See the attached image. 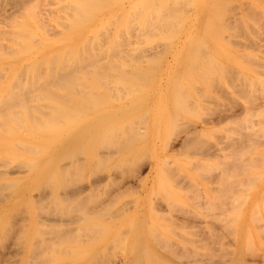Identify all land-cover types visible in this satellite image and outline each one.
Returning a JSON list of instances; mask_svg holds the SVG:
<instances>
[{
  "label": "bare ground",
  "instance_id": "bare-ground-1",
  "mask_svg": "<svg viewBox=\"0 0 264 264\" xmlns=\"http://www.w3.org/2000/svg\"><path fill=\"white\" fill-rule=\"evenodd\" d=\"M211 1H213V4H212V2ZM217 0H0V18H1V20L2 19H4V23H6L7 21H6V19H8V21L10 22L11 20H9V19H11V18H14V20H15V18H17L18 19V17H22L23 18V20H25V19H27V17L28 18H30V19H32V20H34V23H33V21H32V23L31 22H29L30 20H28V21H23L22 19V21L23 22H21V20H16V21H14V20H12V22H8V24L6 23V25L2 22V21H0L1 23H3L2 25H1V23H0V26H8L9 24V26L10 27H12V29L11 28H9L10 30H14L15 31V34L12 32V31H9L7 28V31L9 32V33H7L8 35L10 34V37H11V35H12V33H13V37H11V39H10V37H8V36H6L7 34L4 32V29L3 30H1L2 29V27H0L1 29V31H0V33H2V36L4 35V34H6L5 36L6 37H8V44H5L4 43V45L3 46H0V51H1V54L3 55V57H4V59H2V60H4L5 62H7V60L6 59H15V61L13 62L12 60H10L9 61V64L11 65V63H15V64H17V62L19 61L18 60V58L17 57H21L22 55H24V53L25 54H29V53H31L32 55L31 56H28V58H26V60L27 61H25L24 62V64H22V66L20 67L18 64V67H16L15 66V69H13V70H11L10 71V73H11V78L13 77V78H15V79H13L12 78V80L15 82V84L16 85H14V83H11V84H13L12 86H14V88L12 87V86H10V87H12V88H10L9 87V89H11V91L12 92H9V94L5 91L6 90V87H7V90L9 91V89H8V81H7V85H6V83H4L3 85H5L6 87H5V90H4V93H7L8 95L5 97V98H3L4 97V95H6V94H2L3 93V90H2V92H1V94H2V96H1V98H3L2 99V101H1V98H0V101H1V103H0V123L3 125V123L7 120V118H9L10 117V119H11V117H12V119L11 120H13L12 121V123L11 124H13L14 122V124H16V127L17 128H20V130H25L26 128V126H30V125H28V122L27 121H30V122H32L33 123V127L34 126H36L37 128H33L32 127V129L33 130H35V131H39L38 133V137L40 136V141H41V143L39 144V146L38 147H40V145H43L42 143V141H44V144H45V146L46 145H48L47 144V142L48 143H50L51 144V142H53L52 141V137L53 136H56L55 135V129L54 128H56V126H57V139L59 138L60 140H56V137H53V139L54 140H56L55 142L56 143H54L53 144V146H51V147H49L48 146V148H49V150H47V151H45V152H48L49 151V157H47L48 158V160H50V161H48L49 163H47V165H44L43 163L45 162H47V161H44L45 159H43V160H41L40 161V163H39V161L37 160V163L38 164H36V168H34L33 170H35V171H33V170H31L32 172H30V173H35V176L37 177V178H39L40 179V183H39V185L41 186H38V189H39V187H40V190H37V191H39L38 193V196L36 197V199L35 198H33V199H35V202L36 203H38L39 202V204H40V206L41 207H46V208H48V210L47 209H45V211H44V209H41V208H39L40 206H38L37 204H35L36 206H37V209H38V213L40 212H42V211H44V212H42V213H45L46 215H42L41 214V220L43 221H41L42 223H45V224H42L43 225V227H41L40 226V229L42 230V231H44L45 229H44V227L45 228H49V229H47L48 231L50 230V233H52V235L50 234L49 236H51V241H52V239H54V243H51V241L49 240L50 239V237H46L45 236V234H47L46 232L44 233V232H42V233H40V229L38 230L39 232V234H41L40 235V241L39 240H37L36 241V239L38 238V236H39V234L37 235V233H36V235H33L34 237L36 236L37 238H35V239H33L34 237L33 236H31V238L34 240L33 241V243L34 242H36L35 244H33L32 243V245L30 246V247H28V246H26V244H28L27 242L29 241V237L27 238V239H20L19 241H16V240H18L19 239V237H20V234H21V236H24V231H23V233H21L22 232V229H19V230H21L20 231V234H18V236L17 235H15V238L16 239H14L15 241H13V245L14 244H17V245H14L15 246V252L16 253H18V251H20V250H26V251H28L30 254V256L33 258V260H32V258H30L32 261H34V262H29V263H27L29 260L27 259V262H26V264H54V263H59V262H61V264H82V262H83V260L81 261V262H75L74 260L73 261H70V262H68V261H66V262H62V261H59V260H62V259H58L56 256H58L59 254H58V252H57V249H55V248H58V246H59V248H60V245L62 244V242H63V240H64V242H66V241H68V240H70L71 242L73 241V243L75 242L74 240V235H76V234H74L73 235V233L72 232H74V231H77V236L76 237H78V235H79V233L80 232H78L79 230H74V231H72V229L71 228H75V227H77L76 226V224L74 225H72V227H68L70 224H72L73 223V221H71L69 218H71L72 217V215L74 216V214H72V213H78V215L83 219V220H85V222H87V220L92 216V213H94V210H95V215H96V213H97V216L98 217H103V218H105L106 216H109L108 218L109 219H112V222L111 223H115V222H117V223H115L114 225H116V224H118V225H120V226H122V225H124V223H127L128 225H129V227H130V229H122V231H119L118 233H117V235H124V233H127V234H131V235H129V238H127V240L125 241V249H124V253H122V256L119 258L118 256H114L115 254H113V256L114 257H117L116 258V260L119 258V261H113L112 262V260H115V259H112L111 260V262L110 261H108L107 260V262H105L103 259H106V257L108 258L109 257V259H110V256H104V254L102 255V257L104 256V258H101L100 256H98L97 254H95V255H97V256H93V257H95V258H93V257H91V259H93L94 261H92V262H89V264H239V263H241L240 262V260L241 259H239V258H241V257H239V255H237V253H236V257H234L232 260L231 259H225V257L223 258V257H218L217 256V254L219 255V254H223V253H225V252H222L221 251V249L223 248V247H221V248H219L218 247V249H220V252L219 253H216L217 251L216 250H218L217 249V247H215L216 248V250H215V248H214V251H215V254H213V255H216V259H214V256H212V253L211 252H213L212 250V248L214 247V246H216V245H214V246H211V248H209L208 247V249L209 250H211L209 253H211L210 255V257L208 256H206L205 254V258H203V257H201V256H197V255H195L196 257L195 258H193V256H192V254H193V252H196V254H197V251L196 250H194V248H191L192 250H193V252H191L192 254H191V257L192 258H190V257H188V255H187V253H185V251L187 250V249H190L189 247L186 249V247L184 248V247H182L183 246V244H182V248H180L179 250L178 249H176L175 247V249H176V253H178V255H179V253H182V256H183V258H185V259H183V260H185V261H179V262H177V263H175V262H172L171 260H169L164 254H162V253H160L158 250H157V248H155L154 246H153V244H152V241H151V239H150V234L152 235V234H154L153 232L151 233V230H154L153 229V226L151 227V225H146V224H148L147 222H146V220H144V215L142 214L143 213V211H142V208H138V210H136V212H132L131 214H130V212L131 211H129L131 208L130 207H132V206H130V207H128V204H129V201L127 200V199H130V198H126V199H124V200H126V202H128V204L126 203V202H124V200H122L124 203H122L121 204V202H119V204H116L117 206H114L115 205V203H114V205H112L113 204V202H114V200H115V197L116 196H118V194H117V192L116 193H108V194H105V196L107 195V197L105 198V200L104 199H99V200H97L96 199V197H98V195L97 196H95L94 194L96 193L95 191V187H97L98 185H99V182H92V181H90V183L88 184L87 183V186H84V182H82L83 184H82V186H80V184L81 183H79L78 181H75V180H77V179H75L76 177L75 176H77V177H79L80 175V173H79V171L81 172L82 170H79V168L81 169H83V167H85V165L82 167V166H80V165H82L81 164V162H80V156H82L83 154H85V159H87V155H88V153L90 154L91 152H93V153H91L90 155H91V157H90V155H88L89 156V158L88 159H93V160H95L94 158H96V157H94V155L93 154H96L98 157L96 158V160H100L99 162L100 163H102L101 164V166H100V164L98 163V161H97V163H96V165L97 166H99V167H104L106 164H103V162L102 161H104V163H107L106 161H107V159H110V157H111V155L113 154V151H114V153L116 152V154H117V152L118 153H121L122 154V152H126V154H122V156L123 155H126V156H130V159H133V156H131V155H134L133 154V152L135 151V153H137L136 155V157L138 158V152L137 151H140L139 150V148H137L135 145V143L133 142L137 137H139V135L137 134V133H134V134H137L138 136H136V135H134V137H133V133H131V131L130 132H127V131H129V130H126V129H129L128 128V126H127V128H125L124 127V129H123V127L121 128V130H125L128 134H125L124 133V131L122 132L123 134H124V136H123V134L121 133V130H120V133L122 134V135H119V133H116V132H114V130L113 131H110V130H112L113 129V127L111 128V126H109L108 124H110L111 122H113V121H115L116 119H118L119 118V116H121L122 117V115H124L125 114V116L127 115V112L129 111V112H131L133 109L131 108V111L130 110H115V109H110V110H99V112H98V110H97V104L99 103L98 101H105V99H107V98H109V97H112L113 96V94H114V97H116V95L118 94V96H119V94H120V92H123L122 90H124L123 88L128 84V85H130V87L128 86H126V89L129 91L130 90V93L132 92L133 93V91H135L134 90V87H132L133 86V84L132 83H129V81H133V82H137L138 80H144L147 76H149V78L148 79H150V77H151V75H146L147 73L146 72H148V71H143V69L141 68L142 66H143V64L142 63H146V64H144V65H146V66H148V70H150V67H152V65L154 64H156V66L158 65L157 63L160 61L161 63H162V58L163 57H165V55H167V53L164 55V52L166 51H169L170 49L172 50V47L170 48L169 47V50H166L165 48H167L168 47V44H172V46H173V44L176 46V43H177V35H176V32L178 31V30H183V32H184V30H188L187 32L189 33V30H190V34H191V30H195L193 33L195 34L194 36H196V37H192L191 38V40L193 41L194 39V41L192 42H190V41H188V35H187V33L185 34V32H184V34L185 35H187L186 37L188 38H183V43H182V40H180V38L178 39V40H180L181 41V43H182V45L181 46H183V47H188V48H190V50L191 49H194V46H195V42H197L196 44H197V46H198V43H199V46L196 48V46H195V48H196V50L194 49V50H192V51H194V53H196L195 51H197L198 52V50H200L201 51V53H203L202 52V49H204V47H205V51H206V48L208 47L207 46V44H208V41H209V39L211 38H209L208 39V34H207V32L205 31V30H207V31H209L210 33L212 32V30L211 29H213V26L212 25H210L211 24V22H210V20H212L213 18H211V16H215V15H217L216 16V18L217 17H222L221 19L223 20V16L225 15L226 16V14L228 13V12H231V9L232 8H234V10L236 11V6H234V7H230L231 5H232V3L230 2V1H234V0H225L226 2H224V0H223V2H224V4H226L227 3V7H225V6H223V4H221L220 2L222 1V0H219L220 2H216ZM230 3H229V2ZM252 1H255V3H258V2H260L259 0H258V2H256V0H252ZM210 2V3H209ZM214 2H215V4L217 5V7L218 8H220L221 9V5L223 6L222 8H224V10H217L218 8L215 6V4H214ZM222 2V3H223ZM219 5H218V4ZM241 3H243V1L241 2ZM231 4V5H230ZM234 4V3H233ZM246 4H248V3H246V0H245V5ZM259 4V3H258ZM211 5H214L215 7H213V8H215V11L213 10V8L211 7ZM229 5V6H228ZM243 6L242 5V7H246V8H243V10H244V12L245 11H247L246 13H245V15L246 16H248V18L250 17V16H252L253 15V13H251L252 12V9H253V5L254 4H250L249 6L248 5H246V6ZM248 6V7H247ZM260 6H261V3H260ZM260 6H259V9H260ZM263 6V5H262ZM261 6V7H262ZM228 7H229V10H228ZM250 7H252V9L250 8ZM256 7L257 8H255L254 7V9H256V10H254L253 12L254 13H256L257 14V20H258V18H261V20L260 21H264V17H262L263 16V12L262 11H259V9H258V6H257V4H256ZM217 8V9H216ZM225 8H227V10H228V12L225 14ZM251 10H250V9ZM263 8V7H262ZM261 8V9H262ZM260 9V10H261ZM264 9V8H263ZM262 9V10H263ZM211 10V11H210ZM218 12H217V11ZM226 10V11H227ZM233 10V9H232ZM233 10V12H234V15H236L235 13H237V11L235 12ZM238 10V9H237ZM221 11V14H222V12L224 11V15L222 14V16H219V15H221V14H219V12ZM257 11V12H256ZM212 12V13H211ZM215 12V13H214ZM217 12V13H216ZM233 12H231V13H228V15L230 14H233ZM238 12H239V10H238ZM241 12V11H240ZM248 12H250V13H248ZM258 12L259 13H261L260 15H258ZM214 13V14H213ZM239 14V13H238ZM244 14V13H243ZM256 14H254V17L252 16V18L250 19L249 18V20L251 21L250 23L252 24H250L251 25V28L252 27H254L255 29H256V25L257 24H259V22L257 23V24H253V22H252V19H254L255 17H256ZM229 15V18L228 19H230V17L231 18H233L234 19V17H233V15H231L230 16ZM250 15V16H249ZM225 16H224V18H225ZM238 16V15H237ZM240 16V15H239ZM242 17H243V15H241ZM245 16V18H247ZM24 17H26V18H24ZM227 17V16H226ZM242 17H240V19H242ZM211 18V19H210ZM215 18V19H216ZM244 18V17H243ZM263 18V19H262ZM220 18H219V20L218 19H216L215 21H217V22H215L214 21V19L212 20V22L214 21L215 22V24H214V22L212 23V24H214L215 26H216V23H219L220 22V20H221ZM227 19V18H226ZM227 19V20H228ZM233 19H231V25H227L226 24V22L228 23V21H226L225 19V21L224 22H222V23H220V24H222L224 27H226L225 25H227V26H231V27H228L229 28V30H231V28H232V24H233ZM238 19V18H237ZM236 19V17H235V19L234 20H236L237 22L239 21V19L237 20ZM243 20V19H242ZM245 20V19H244ZM244 20H243V22H244ZM256 20V21H257ZM248 21V20H247ZM246 21V23H248ZM254 21V23H255V19L253 20ZM13 22H16V23H13ZM235 22V21H234ZM243 22L241 23V21H240V24H238V23H236V24H238L239 25V28L237 27L238 25H236L235 23H234V25H233V27L235 26L236 27V29L234 28L233 30H241V28H243V26L245 27L247 24H245V25H243ZM13 23V24H12ZM264 23V22H263ZM263 23H261V25H260V28H259V25H258V27H257V30H259V31H257V32H260L261 33V29L262 30H264L263 28V26H264V24ZM241 24H242V27H240L241 26ZM212 27H210V26ZM218 25V24H217ZM222 25H221V28H223L224 29V27H222ZM250 25H247L248 27H250ZM256 27H255V26ZM263 25V26H262ZM214 26V28L217 30V29H219V28H216ZM245 27V29H247L248 27ZM23 27V28H22ZM207 27H209L208 29H207ZM217 27H219V26H217ZM262 27V28H261ZM3 28H5V27H3ZM228 28H226V29H228ZM238 28V29H237ZM253 28V29H254ZM259 28V29H258ZM25 29V30H24ZM39 29V30H38ZM223 29H219V30H221V31H224ZM225 29V30H226ZM245 29H242V30H245ZM248 29H250V28H248ZM247 29V30H248ZM252 30V31H256V30ZM16 30H18L17 32H16ZM197 30V31H196ZM199 30H202L203 32H201L200 31V33H199ZM215 30V31H216ZM6 31V30H5ZM204 31H205V36L206 35H208L207 37H206V39L208 40V41H206L207 42V44L204 42V38L205 37H203V36H201V34L202 33H204ZM196 32H198L199 33V35L200 36H197L198 34L196 33ZM219 32V31H218ZM227 32V31H226ZM231 31H229V33H230ZM240 33L242 32V31H239ZM245 32V31H244ZM243 32V33H244ZM257 32H256V34H257ZM217 33V32H216ZM215 33V34H216ZM222 33H224V32H222ZM228 33V32H227ZM238 33V32H237ZM236 33V34H237ZM247 33V32H246ZM250 34H252L253 35V32H251V29H250V32H249ZM255 33V32H254ZM178 34V33H177ZM180 34V33H179ZM181 34H183L182 32H181ZM183 34V35H184ZM219 34V33H218ZM232 35H233V33H231ZM235 34V32H234V35H236ZM242 34V33H241ZM248 34V33H247ZM247 34H245V35H247ZM263 32L261 33V34H259V36L261 35V36H263ZM204 35V34H203ZM249 35V34H248ZM176 37V39H175V37ZM181 36V35H180ZM192 36V35H191ZM211 36H212V34H211ZM214 36V35H213ZM218 37L220 36V35H217ZM224 36V35H223ZM238 36H240L239 38H242L244 35H242V37H241V35L238 33ZM253 36H255V34L253 35ZM257 36H258V34H257ZM256 36V37H257ZM6 37H4V40H5V38ZM190 37V36H189ZM216 36H214L213 38H215ZM225 37V36H224ZM234 37L235 36H232L231 38H233L234 39ZM198 38V39H197ZM217 38V37H216ZM220 38H222L221 36H220ZM227 38H228V35H227ZM226 38V39H227ZM258 38V37H257ZM262 38V37H261ZM264 38V37H263ZM197 39V40H196ZM225 38H223V41L224 42H226L225 40H224ZM233 39H232V41H233ZM247 39H249V38H247ZM254 39H256L255 37H254ZM211 40V39H210ZM214 40V39H213ZM213 40H211V41H213ZM238 40L239 39H237L236 41H237V43L239 44L240 43V45H242L241 44V42L242 41H240V42H238ZM246 40V38H244V40L243 41H245ZM250 40V39H249ZM258 41H260L259 39H257ZM261 40H264V39H261ZM199 41V42H198ZM256 41V40H255ZM258 41L256 42V43H258ZM149 42H153V43H151L150 45L149 44H147V46H144L143 47V43L145 44V43H149ZM230 42V41H229ZM234 43L233 44H235V41H233ZM248 42V41H247ZM263 42V41H262ZM137 43V47L136 48H138V46H140L138 49H133V47L135 46V45H133V44H136ZM203 43V44H202ZM213 43V42H212ZM227 43H228V41H227ZM236 43V44H237ZM253 43V42H252ZM255 43V42H254ZM253 43V44H254ZM192 44H193V47H191L192 46ZM202 44V45H201ZM206 44V45H205ZM217 44V43H216ZM230 44H232V42L230 43ZM245 44L247 45V43L245 42ZM245 44H243V46L245 45ZM249 44H250V42H249ZM261 44V42H259V45ZM264 43H262V45H263ZM180 44H178V46H179ZM203 45H205V46H203ZM212 45V44H211ZM210 45V46H211ZM245 45V47H247ZM261 45V46H262ZM129 46H131L132 48H130ZM167 46V47H166ZM174 46V47H175ZM207 46V47H206ZM220 46V45H219ZM251 46V45H250ZM124 47H125V49H126V47H128L129 49H130V52L129 51H127V50H125L124 49ZM147 47H149L148 48V50H147ZM212 47V46H211ZM216 47V46H215ZM221 47V46H220ZM241 47V46H240ZM254 46H251L250 48H253ZM259 47V46H258ZM145 48H146V50H145ZM176 48V47H175ZM179 48H180V46H179ZM179 48H177V49H179ZM260 48V47H259ZM258 48V49H259ZM261 48H263V50H264V47L262 46ZM136 50V52L134 51L133 52V50ZM174 49V48H173ZM177 49H176V51H177ZM181 49V48H180ZM255 49H256V47H255ZM165 50V51H164ZM243 50V49H242ZM132 51V52H131ZM174 51V50H173ZM176 51H174L175 52V55L174 56H176L177 54V52ZM210 51V50H209ZM213 51V50H212ZM221 51V50H220ZM256 51H258V50H256ZM259 51H260V49H259ZM174 52H172V53H174ZM216 52V51H215ZM223 52V51H222ZM192 54V56H193V52H191ZM199 54V55H203V54ZM213 53V52H212ZM237 53V52H236ZM248 53H250V52H248ZM260 53V52H259ZM261 53L263 54V52H262V50H261ZM19 54V55H18ZM168 54H170V52L168 53ZM204 54H206V53H204ZM239 54V53H238ZM247 54V53H246ZM246 54H244L243 53V56L244 55H246ZM252 54V53H251ZM255 54H258V52L257 53H255ZM30 55V54H29ZM223 55H224V53H223ZM222 55V56H223ZM230 55H231V53H230ZM229 55V56H230ZM240 55V54H239ZM242 55V54H241ZM241 55H240V57H241ZM24 56H26V55H24ZM172 56V55H171ZM198 55L196 54V55H194L193 57L195 58V57H197ZM217 56H218V54H217ZM242 56V60H244L245 62H246V60H245V57L246 56H248V55H246V56H244L243 57ZM258 56L260 57V54H258ZM257 56V57H258ZM261 56H264V54L263 55H261ZM3 57H1V58H3ZM27 57V56H26ZM193 57H191V58H193ZM200 57H205L204 55L203 56H200ZM206 57H208V56H206ZM205 57V58H206ZM211 57V56H210ZM248 57H250V56H248ZM253 57H254V55L252 56V60L254 61V59H253ZM0 58V59H1ZM166 58V57H165ZM164 58V59H165ZM172 58H174V57H172ZM191 58H189V56H188V59H186V57L184 58L185 60H187L188 62H189V60L191 59ZM205 58H203L204 60H205ZM262 58V57H261ZM118 59H121V60H123V61H126L127 62V65L129 66V64L128 63H131L133 66L131 67H127V68H121V66H119L118 67V65L119 64H116V62H117V60ZM175 59V58H174ZM199 59V58H198ZM257 59V58H256ZM167 60V59H166ZM181 60V58L179 57V59L177 60V56H176V64H175V66H176V68H172V70H170L168 73L170 74H168V76H170V77H168V78H171L172 79V81L174 82V80L177 78V77H179L180 75V71H179V69L181 68V65H184V64H182L181 62V64H180V66H179V62L178 61H180ZM185 60L184 61H182V62H184L185 63ZM202 60V59H201ZM201 60H199V61H201ZM203 60V61H204ZM208 60V59H207ZM210 60V59H209ZM212 60V59H211ZM217 60V59H216ZM215 60V62L217 63V61ZM225 60V59H224ZM251 60V62L253 63L252 65V67H254V66H256V62H253ZM264 60V59H263ZM119 61V60H118ZM165 61V60H164ZM193 60L191 59V61L188 63L189 65H192L191 63H196V62H192ZM198 61V60H197ZM197 62V64H199V63H202V62ZM219 61V60H218ZM227 61H228V59H227ZM249 60H248V58H247V63H249L248 62ZM2 61H0V65L2 64V65H4L3 63H1ZM121 62V61H120ZM159 62V64H161ZM174 62V61H173ZM205 62V61H204ZM203 62V63H204ZM208 62H210V61H207V63L206 64H208ZM238 62V61H237ZM261 62H263V61H261ZM19 63V62H18ZM117 63H119V62H117ZM134 63V64H133ZM147 63H149L148 65H147ZM187 63H185V65L184 66H182V67H185V69L187 68L186 67V65H187ZM202 63V66L204 65ZM218 63H220V62H218ZM227 63V62H226ZM254 63H255V65H254ZM6 64H8V62L6 63ZM130 64V65H131ZM136 64V65H135ZM142 64V65H141ZM152 64V65H151ZM206 64H205V66H206ZM221 64V63H220ZM259 66H257V67H260V66H263V64H264V62L262 63V65H261V63H260V61L257 63ZM12 65H14V64H12ZM117 65V66H116ZM149 65H150V67H149ZM189 65H188V68H189ZM210 65V63L207 65V66H209ZM216 65V64H215ZM226 65V64H225ZM247 65V64H246ZM5 66V65H4ZM4 66H3V68H4ZM146 66H143V67H146ZM179 66V67H178ZM193 66V65H192ZM191 66V67H192ZM195 66V65H194ZM202 66L200 67V68H202ZM217 66V65H216ZM10 67V66H9ZM9 67L7 66V68H8V70H10L9 69ZM13 67V66H12ZM20 67V68H19ZM153 67H155V66H153ZM196 67H197V65L195 66V67H192V68H194V69H192L193 71L194 70H196V72H197V70H198V68L196 69ZM212 67V64H211V66H210V68L209 69H212L211 71H212V73H214L213 75L215 76V74L217 73L216 71H214L213 72V67ZM219 67V66H218ZM218 67H217V69H218ZM249 67V66H248ZM3 68H2V66H1V69L3 70ZM205 68V67H204ZM203 68V69H204ZM228 68V67H227ZM231 68V67H230ZM260 68H264V67H260ZM12 69V68H11ZM146 69H147V67H146ZM206 69H208V67L206 68ZM206 69H204V70H206ZM221 69V68H220ZM225 69V68H224ZM223 69V70H224ZM253 70H254V68H252ZM2 70H0V77H3L5 74H6V67L4 68V70L2 71ZM200 70V69H199ZM198 70V72L200 73V71ZM233 70H235V69H233ZM256 70V69H255ZM254 70V71H255ZM259 69H257L256 71H258ZM261 70V69H260ZM263 70V69H262ZM188 71V70H187ZM221 72H222V70H220ZM230 71V70H229ZM8 72V71H7ZM30 72H33V74L34 75H31V76H29L28 78H27V75L30 73ZM186 72V71H185ZM202 72V71H201ZM225 72V71H224ZM224 72H222V75H224L223 73ZM233 71H232V68H231V73H232ZM237 72V71H236ZM264 72V71H263ZM149 73H151V71L149 72ZM148 73V74H149ZM154 73H155V71H154ZM188 73H190V72H188ZM193 73V72H192ZM195 73V72H194ZM199 73H198V75H199ZM207 73H208V70H207ZM225 73H227L228 74V70H227V72H225ZM242 73V72H241ZM240 73V74H241ZM258 73V72H257ZM256 73V74H257ZM203 74V76L205 77L206 75H204V72L202 73ZM202 74L200 75V76H202ZM209 74H211V72H209ZM209 74H207L208 76H209ZM229 74H230V72H229ZM228 74V75H229ZM233 74H234V72H233ZM237 74V73H236ZM240 74H239V76H238V78H240ZM259 74V73H258ZM8 75L9 74H7V78H8ZM162 75V74H161ZM179 75V76H178ZM194 75V74H193ZM216 75H218V74H216ZM231 75V74H230ZM229 75V77H234V78H236V76H230ZM238 75V74H237ZM34 76V77H33ZM189 76V75H188ZM194 76H197V74L196 75H194ZM219 76V75H218ZM227 76V75H226ZM249 76V75H248ZM264 76V75H263ZM117 78V80H119V81H117V80H115L114 78ZM145 77V78H144ZM245 76H243V78H244ZM260 77V76H259ZM7 78H6V80H7ZM10 78V77H9ZM36 78V79H35ZM110 78V79H109ZM112 78V79H111ZM183 78H185V76L183 77ZM182 78V79H183ZM189 78V77H188ZM216 78V77H215ZM224 78V77H223ZM237 78V79H238ZM243 78H241V79H243ZM1 79H3V78H1ZM148 79H145L146 81H148ZM189 79H191V78H189ZM202 79V78H201ZM204 79V78H203ZM206 79V78H205ZM209 79V78H208ZM206 80L207 82L208 81H210V79L209 80ZM230 79V78H229ZM246 79V78H245ZM247 79H249V78H247ZM253 79V78H252ZM4 80V79H3ZM113 80V81H112ZM198 80H200V79H198ZM213 80H215V79H213ZM244 80V79H243ZM255 80V79H254ZM261 80H263V79H261ZM1 81V80H0ZM11 81V80H10ZM12 81V82H13ZM115 81V82H114ZM169 81H171V80H169ZM171 81V82H172ZM184 81H185V83H186V80L184 79ZM191 82H192V80H190ZM196 81V80H195ZM202 81V80H201ZM201 81H200V83H201ZM229 81H234V79L232 80H229ZM241 80L239 79V81L237 80V82H240ZM255 81H257V80H255ZM113 82V83H112ZM117 82H119V83H117ZM144 82V81H143ZM170 82V83H171ZM171 83V88L169 89V92L168 91H164V92H160V88H158V89H160L159 90V93L156 95L157 96V98L156 97H154L152 100H154V101H152V102H149V101H147V104L148 105H150V107H151V110H153V108H154V110L156 111V112H154V114H155V116H152V117H156L155 118V120L156 121H159L160 119H161V117H163V113H162V111H169L168 109H166L167 108V106H168V104H170L171 106H172V114H176L177 113V110H179V112L181 111L182 113H184V111H185V113H192L191 112V110L193 111V108L192 109H188L190 106H186V104H188L187 102H186V100L188 99L189 100V98H190V96H188V95H186V97L188 96L189 98H184V97H182V95H181V92H180V90H179V88L181 89L183 86L181 85V82H180V87H179V83H177V84H175V83ZM179 82V81H178ZM193 82H194V80H193ZM215 83L217 82L216 80L214 81ZM225 82V81H224ZM247 82H249V81H247ZM247 82H246V84H247ZM254 82V81H253ZM259 82H261L260 80H259ZM263 82V81H262ZM3 83V82H2ZM115 83H117L116 85H115ZM125 83H127V84H125ZM169 83V82H168ZM220 83V82H219ZM218 83V84H219ZM227 83V82H226ZM229 83V82H228ZM233 83V82H232ZM244 83V82H243ZM243 83H241V85L243 84ZM256 83V82H255ZM258 83V82H257ZM257 83L255 84L256 85V88L258 87V86H260V85H257ZM119 84V85H118ZM173 84H175V85H173ZM197 84V83H196ZM205 84V83H204ZM203 84V82H202V85L204 86V88H205V86L206 85H204ZM209 84V83H208ZM211 85H213L212 84V81H211V83H210ZM237 84V83H236ZM240 84V83H239ZM246 84H245V88H246ZM259 84V83H258ZM261 84V83H260ZM263 84H264V82H263ZM120 85H121V88H120ZM136 85V84H135ZM153 85V84H152ZM170 85V84H169ZM187 85H188V83H187ZM192 85H194V83L192 84ZM230 85V84H229ZM228 85V86H229ZM234 85V84H233ZM249 85V84H248ZM252 85V84H251ZM2 86V85H1ZM151 86V85H150ZM191 86V85H190ZM196 86V85H195ZM210 86V85H209ZM208 86V87H209ZM220 86V85H219ZM236 86V85H235ZM238 86V85H237ZM244 86V85H243ZM252 86H254V83H253V85ZM261 86H263V85H261ZM135 87H137V86H135ZM142 87V86H141ZM178 87V88H177ZM189 87V86H188ZM208 87H206L207 89H208ZM218 88V85L217 86H214L213 85V87L212 88ZM241 87V86H240ZM250 88H251V86H249ZM146 88V87H145ZM192 88L194 89V87L192 86ZM212 88H210V89H212ZM230 88H231V86H230ZM234 88V87H233ZM232 88V89H233ZM237 88H239V87H237ZM236 88V89H237ZM243 88V87H242ZM14 89V90H13ZM137 89H138V87H137ZM136 89V90H137ZM139 89H141V88H139ZM184 89V88H183ZM216 89H214V91L216 90ZM236 89H234V90H236ZM247 89H249V88H247ZM258 89V88H257ZM260 89V88H259ZM258 89V90H259ZM264 89V88H263ZM133 90V91H132ZM151 90V89H150ZM167 90V89H166ZM188 90V89H187ZM191 90V89H190ZM201 90H203V89H201ZM231 90V89H230ZM244 90V89H243ZM156 91V90H155ZM189 91V90H188ZM206 91V90H205ZM213 91V90H212ZM240 91V90H239ZM238 91V92H239ZM242 91V90H241ZM249 90H247V92H248ZM252 91V89L250 90V92ZM255 91H256V89H255ZM259 91H261V90H259ZM259 91H258V93H259ZM264 91V90H263ZM37 92V93H36ZM125 92H126V90H125ZM136 92V91H135ZM166 92H168V93H166ZM183 92H185L184 90H183ZM194 92H195V90H194ZM202 92V91H201ZM234 92V91H233ZM253 92H254V90H253ZM146 93H148V92H146ZM154 93V92H153ZM191 93V92H190ZM190 93H189V95H190ZM199 92H198V90H197V95L199 96L200 95V93L198 94ZM208 93V92H207ZM206 93V94H207ZM222 93V92H221ZM237 93V92H236ZM242 93V92H241ZM244 93H246V92H244ZM261 93V92H260ZM259 93V94H260ZM126 94V93H125ZM127 94H129V92L127 93ZM155 94H156V92H155ZM154 94V95H155ZM202 94V93H201ZM224 94V93H223ZM251 94H253V93H251ZM264 94V93H263ZM149 95V94H148ZM153 95V94H152ZM195 95H196V92H195ZM203 95L204 94H202V97H203ZM209 95V94H208ZM218 95V94H217ZM220 95V94H219ZM219 95H218V98H219ZM227 94H225V95H220V96H223L224 98H227V96H226ZM229 95H230V93H229ZM245 95V94H244ZM249 95V94H248ZM256 95H258V94H256ZM117 96V97H118ZM125 97L126 96H128V95H124ZM124 96H122V97H124ZM205 96V95H204ZM233 97V95H230V96H228V98H230V97ZM240 96H243L242 94L240 95ZM239 96V97H240ZM252 96V95H251ZM261 96H263L262 94H260V96L259 97H261ZM122 97H121V99H122ZM170 98V102L169 101H167V98ZM205 97H207V96H205ZM210 97H212V95L210 96ZM223 97H220V98H222L223 99ZM231 97V98H232ZM247 97V96H246ZM100 98H102V100L100 99ZM113 98V97H112ZM111 98V99H112ZM149 98V97H148ZM184 98V99H183ZM209 98V97H208ZM216 98V97H215ZM258 98V97H257ZM192 99V98H191ZM191 99H190V101H191ZM242 99V98H241ZM260 99L261 98H259V101H260ZM114 100V99H113ZM119 100V98L117 99V101ZM200 100V99H199ZM236 100V99H235ZM34 101H36V102H34ZM107 101V100H106ZM194 101V100H193ZM209 101V100H208ZM245 102V104H246V100H244ZM252 101H254V99L252 100ZM258 101V102H259ZM262 101H263V99H262ZM262 101H260L259 103L257 102V100H256V102L259 104V106H261V105H264V101L262 102ZM34 102V103H33ZM108 102V101H107ZM144 102V101H143ZM196 101H194V102H192V104H196L197 105V102L195 103ZM138 103V101L136 102V103H133V106H134V104H136V105H139V104H137ZM189 103H191V102H189ZM254 103H255V101H254ZM257 103H255V105L253 104L252 106H256V104ZM96 104V105H95ZM127 104V103H126ZM199 104H200V102H199ZM196 105L195 106H192V107H195L194 109H196ZM227 105H229V104H227ZM232 104H230L229 106H231ZM247 105V104H246ZM214 106H216V105H214ZM236 106V105H235ZM245 106V105H244ZM249 104L247 105V107L249 108ZM252 106H250V108H253V111L254 110H259V109H257V108H254V107H252ZM258 106V108H260ZM142 107V106H141ZM188 107V108H187ZM200 107V106H199ZM209 107V106H208ZM16 108H18V109H16ZM19 108L20 109H22V111L23 112H25V113H23L22 111V113H20V115L18 114L19 112H20V110H19ZM134 108V107H133ZM169 108H170V106H169ZM179 108V109H178ZM201 108V107H200ZM203 108H205L204 106H203ZM203 108H202V110H203ZM233 108V107H232ZM237 108V107H236ZM249 108V109H250ZM14 109V110H13ZM146 109V108H145ZM181 109H185L184 111H182ZM188 109V110H187ZM210 108H208V110H209ZM246 109V108H245ZM245 109L244 110H240L238 113L236 112V113H234L233 112V114L231 113V115L229 114L228 116H225V117H221L220 119L218 118V120H217V122L219 123V122H221V121H223L224 119L226 120V119H231V118H233L232 117V115H241L242 114V112L244 111L245 112ZM262 109H263V112H264V106L262 107ZM15 110L17 111V110H19V112L17 113V112H15ZM142 110V109H141ZM197 110V109H196ZM213 110V109H212ZM215 110H217V109H215ZM215 110H213L214 112H216ZM220 110H221V108H220ZM223 110V109H222ZM225 110V109H224ZM234 110V109H233ZM134 111V110H133ZM144 111H146V113H147V110H143L142 112H144ZM149 111V110H148ZM176 111V112H175ZM187 111H189V112H187ZM212 111V112H213ZM218 111V110H217ZM237 111V110H236ZM253 111L251 112V116H254L253 114ZM261 111V110H260ZM141 112V118H142V113ZM169 112H171V111H169ZM174 112V113H173ZM198 112V111H197ZM220 113H221V111H219ZM246 112H247V109H246ZM250 112V111H249ZM257 112V111H256ZM152 113H153V111H152ZM151 113V114H152ZM194 113V112H193ZM195 113H196V111H195ZM194 113V114H195ZM253 113V114H252ZM129 114V113H128ZM189 114V115H190ZM194 114H191V115H193L194 116ZM209 114V113H208ZM222 114V113H221ZM225 114V113H224ZM223 114V115H224ZM228 114V113H227ZM256 114V113H255ZM258 114V113H257ZM256 114V115H257ZM74 115H82V117L80 116L79 118L80 119H73V117H74ZM84 115V116H83ZM177 115H180L181 116V114H176V116ZM188 115V116H189ZM191 115H190V117H191ZM196 115H197V113H196ZM195 115V116H196ZM215 115V114H214ZM214 115H212V116H214ZM248 115V114H247ZM259 115H260V112H259ZM258 115V116H259ZM132 116V115H131ZM138 116H140V115H138ZM148 116H150V115H148ZM172 116V115H171ZM174 116V115H173ZM175 116V117H176ZM211 116V117H212ZM242 116V115H241ZM249 116H250V114H249ZM21 117H22V120H23V118L26 120L27 119V121H24V122H26L27 123V125H25L24 126V124H23V126L24 127H21L22 125H20V123L22 122V120H21ZM124 117V116H123ZM137 117V116H136ZM136 117H134V119H132V120H135L136 119ZM175 117H172V118H175ZM197 117H198V115H197ZM196 117V118H197ZM215 117V116H214ZM213 117V118H214ZM237 117V116H236ZM242 117H244V116H242ZM241 117V118H242ZM247 117V116H246ZM246 117H244V119H246ZM139 118V117H138ZM178 118H179V116L178 117H176V119L178 120ZM238 118V117H237ZM237 118H235V120L237 119ZM241 118H240V120H241ZM259 118L260 117H257V118H255V119H258L259 120ZM263 118V117H262ZM262 118H260V122L263 120ZM3 119H5V121L3 120ZM128 119V118H127ZM144 119V121L146 120L145 118H142V120ZM174 120L173 121V119H170V121H169V123H171V120H172V122L174 123V127L175 128H173V129H176V126H177V129H179L178 128V126H179V124H178V122H180V121H183L182 120V118L180 117V121H177V120ZM216 119V118H215ZM214 119V120H215ZM239 119V118H238ZM248 119V118H247ZM253 119V118H252ZM129 120L131 121V118L129 117ZM138 121L140 120V119H137ZM151 120V119H150ZM161 120H163V119H161ZM208 120V119H207ZM214 120H211V121H214ZM251 120V119H250ZM254 120V119H253ZM257 120V121H258ZM8 121V120H7ZM137 121V122H138ZM152 121H153V119H152ZM184 121H186V120H184ZM231 121V120H230ZM237 121H239V120H237ZM243 121V120H242ZM252 121V120H251ZM264 121V120H263ZM68 122H73V124H70V125H74V124H76L77 126H75L74 128H75V130L74 131H71L70 133H67V131L66 130H64V132L66 131V134H65V136L63 135V137H61L62 136V134L60 133L61 132V128H64V125H66ZM116 122V121H115ZM133 122V121H132ZM132 122L130 123V124H132ZM136 121H135V123H137ZM164 122V121H163ZM210 122V121H209ZM244 122V121H243ZM243 122H242V124H243ZM245 122H246V120H245ZM248 122V121H247ZM245 123L246 125L247 124H250L249 122L248 123ZM259 122V123H260ZM139 123V122H138ZM137 123V124H138ZM156 123V122H155ZM158 123V122H157ZM182 123V122H181ZM184 123V122H183ZM206 123H207V121H206ZM205 122L203 123L204 125L206 124ZM210 123H212V122H210ZM227 123V125H229L228 123L229 122H226ZM233 123H234V121L232 122V124L230 123V125H233ZM239 122H236L235 124H236V126H237V124H238ZM255 123H258V122H256V121H254V125L253 126H255ZM258 123V124H259ZM262 123V122H261ZM1 124H0V127H1ZM4 124H7V122H5ZM31 124V123H30ZM134 124V123H133ZM178 124V125H177ZM187 124V123H186ZM189 124H191V122L189 123ZM222 124V123H221ZM240 124H241V122H240ZM257 124V125H258ZM136 124H134V126H135ZM162 125V124H161ZM182 125V124H181ZM188 125V124H187ZM194 125V124H193ZM244 125V124H243ZM13 126V125H12ZM113 126V125H112ZM138 126V125H137ZM146 126V125H145ZM145 126H142V128L143 127H145ZM158 126V125H157ZM170 126H173V125H170ZM235 126V125H234ZM238 126H239V124H238ZM248 126V125H247ZM251 125H249V127H250ZM7 127H9L10 128V126L9 125H7L6 126V129H7ZM15 127V128H16ZM50 127V128H49ZM60 127V128H59ZM67 127H69L68 125H67ZM107 127H109L110 128V130L107 128ZM117 127V126H116ZM180 127V126H179ZM189 128H191V130L189 129V132L185 129V131H187L188 133L187 134H185L184 135V138H182V139H180V147L182 148V147H186V146H188L189 148H190V146H192V148H194L193 146H195V145H198L199 144V141L197 140L200 136H201V134H199V136L197 135L199 132L200 133H202L203 132V130H204V128H203V126L202 125H200L199 126V128H197V127H195V126H192V124L190 125V126H188ZM244 127V126H243ZM8 128V129H9ZM21 128H24V129H21ZM46 128L47 129H49L48 130V132L49 131H51L52 129H54V130H52L51 132H50V134L48 133L47 135H46V133L47 132H45L46 131ZM52 128V129H51ZM58 128L59 129H61L60 130V132H59V130H58ZM72 128H73V126H72ZM131 128V127H130ZM133 128V127H132ZM146 128L147 127H145V129L144 130H146ZM157 128V127H156ZM165 128V127H164ZM183 128V127H182ZM187 128V127H186ZM2 129H4L3 131H5V128H3L2 127ZM2 129H0V130H2ZM41 129V130H40ZM42 129H43V131H42ZM44 129H45V131H44ZM64 129H66V126H65V128ZM69 129L71 130V127H69ZM116 129V128H115ZM138 129V128H137ZM169 129H171V128H169ZM237 129H239V128H237ZM262 129V128H261ZM13 130V129H12ZM12 130L10 129L9 131L12 133ZM19 130V129H18ZM144 130L142 131L143 133H144ZM156 130V129H155ZM239 130H241V129H239ZM242 130H244V128L242 129ZM256 130V129H255ZM260 130V129H259ZM258 130V131H259ZM8 131V130H7ZM14 131V130H13ZM17 131V130H16ZM54 131V132H53ZM140 131V130H139ZM146 131H149L148 129L146 130ZM172 131V133L171 134H175V133H173V131L174 130H170V132ZM249 132L247 133L246 131H245V133H238V135L239 136H242L243 137V139L244 138H247L246 140L248 141V135H249V133H250V130H248ZM41 132H43V133H41ZM117 132H119V131H117ZM164 132V131H163ZM169 132V131H168ZM175 132H176V130H175ZM178 132V131H177ZM239 132H242V131H239ZM253 132H255V131H253ZM9 133V132H8ZM45 133V134H44ZM52 133H54L53 135H51ZM130 133V134H129ZM150 133V132H149ZM210 133V132H209ZM252 133V132H251ZM251 133H250V135H251ZM117 134L119 135V137L120 136H122V138L120 139V138H118V136H117ZM144 134H146V132L144 133ZM157 134V133H156ZM163 134V133H162ZM171 134H170V136H171ZM203 134V133H202ZM242 134V135H241ZM255 134H256V132H255ZM255 134H252L253 136L252 137H254L255 138ZM37 135V134H36ZM61 135V136H60ZM167 135V138H168V135L169 134H166ZM172 135V136H173ZM261 135V134H260ZM259 135V136H260ZM0 136H2V133H0ZM142 135H140V137H141ZM155 136V135H154ZM172 136L170 137V138H172ZM180 136V135H179ZM178 136V137H179ZM258 136V135H257ZM35 138L37 137V136H34ZM34 137H31L32 139H34ZM47 137H50V141L51 142H49L48 140V138ZM162 137V136H161ZM181 137V136H180ZM198 137V138H197ZM202 137V136H201ZM201 137H200V139H201ZM205 137V136H204ZM241 137V138H242ZM249 137H251V136H249ZM261 137V136H260ZM263 137V136H262ZM2 138V137H1ZM143 137H141V139H142ZM170 138H168L169 140H170ZM232 138V137H231ZM234 138H236L235 136H234ZM241 138H239V140L241 139ZM258 138L259 137H256V141H258L259 142V140H260V138H259V140H258ZM24 139V138H23ZM31 139V140H32ZM138 139V138H137ZM140 138H139V140H141ZM166 139V138H165ZM164 139V140H165ZM251 140V142H252V144L255 142V140L253 139L252 140V138H250ZM46 140V141H45ZM138 140V141H139ZM146 140V139H145ZM162 140H163V138H162ZM234 140V139H233ZM23 141V140H22ZM38 140H36V142H37ZM39 141V142H40ZM137 140H135V142H138ZM142 141H144V140H142ZM158 141V140H157ZM179 141V140H178ZM203 141V140H202ZM202 141H200V142H202ZM241 141V140H240ZM245 141V140H244ZM249 141V142H250ZM21 142V141H20ZM19 142V143H20ZM25 142V141H24ZM28 142V141H27ZM33 142H35L34 140H33ZM146 142V141H145ZM152 142V141H151ZM166 142V141H165ZM204 142V141H203ZM207 142V141H206ZM239 142V141H238ZM242 142V141H241ZM251 142L249 143L250 145H252L251 144ZM8 143V142H7ZM30 143V142H29ZM135 145H134V144ZM162 143V142H161ZM176 143V142H175ZM210 143V142H209ZM246 143V142H245ZM256 143V142H255ZM2 144V143H1ZM10 144V143H9ZM16 144V143H15ZM18 144V143H17ZM22 145L23 144H25V143H21ZM30 144H32V143H30ZM34 144H36V143H34ZM33 144V145H34ZM144 144L145 143H143V145H142V142L139 144L138 143V145H142V146H144ZM169 144V143H168ZM239 144V143H238ZM248 144V145H249ZM22 145H21V147H22ZM33 145H29V147H26L25 146V148H29V153L31 154V152H30V150L34 153V154H36V152H39L38 150L36 151L35 149L37 148V146H36V148H33L32 149V147H34ZM37 145H38V142H37ZM52 145V144H51ZM135 147H134V146ZM146 145V144H145ZM202 145V144H201ZM241 145V144H240ZM240 145H239V147H240ZM254 145V144H253ZM257 145V144H256ZM255 145V146H256ZM7 146V145H6ZM19 146V145H18ZM44 146V145H43ZM203 146L204 145H202V146H200L199 148H203ZM207 146H208V144H207ZM209 146H210V144H209ZM221 146V145H220ZM254 146V147H255ZM262 146V145H261ZM16 147V146H15ZM31 147V148H30ZM162 147V146H161ZM179 147V146H178ZM197 147V146H196ZM257 147V146H256ZM47 148V149H48ZM188 148V149H189ZM191 148V149H192ZM17 149V148H16ZM21 149V148H20ZM116 151H115V150ZM134 149H136V150H133ZM149 149V148H148ZM151 149H152V146H151ZM186 149V148H185ZM185 149L184 148H182L181 149V151L182 150H184L185 151ZM224 148L222 147V148H220L219 146H217V145H215V146H210V147H207L206 148V150H207V153H209V154H212V156H213V158L214 157H217V156H220V154H222L223 152H221L220 153V151H222ZM253 149V148H252ZM21 150H23V149H21ZM40 150H41V152H43L44 150H43V148L41 147L40 148ZM46 150V149H45ZM165 150V149H164ZM199 150V149H198ZM204 150V149H203ZM245 150V149H244ZM251 150V149H250ZM12 151V150H11ZM17 151H18V149H17ZM23 151H25V150H23ZM27 151V150H26ZM35 151V152H34ZM178 151V150H177ZM179 151H180V148H179ZM180 151V152H181ZM248 151V150H247ZM246 151V152H247ZM252 151H254V150H252ZM10 152V151H9ZM41 152L40 153H37V154H41ZM45 152H43V153H45ZM141 152V151H140ZM142 152H145L144 151V149H143V151ZM187 152V151H186ZM201 152H203V151H201ZM206 152V151H205ZM231 152H233V151H231ZM246 152H244L243 151V153H246ZM12 153V152H11ZM220 153V154H219ZM242 153V152H241ZM87 154V155H86ZM144 155H146V153H143ZM162 154V153H161ZM214 154L215 155H217V156H214ZM231 154V153H230ZM9 155V154H8ZM12 155V154H11ZM15 155V157L17 156V154H14ZM20 155V154H19ZM18 155V157H21V156H19ZM45 156H46V154H44ZM143 155V156H144ZM232 156L231 157H233V155L234 154H231ZM253 155V154H252ZM251 155V156H252ZM254 155H256V154H254ZM2 157H4L3 155H1ZM13 156V155H12ZM84 156V155H83ZM82 156V157H83ZM116 156V155H115ZM119 156H121V155H119ZM118 156V157H119ZM148 156H149V152H148ZM212 156H210V157H212ZM249 156V155H248ZM257 156V155H256ZM262 156V155H261ZM9 157V156H8ZM114 157V155L112 156V158ZM117 157V156H116ZM117 157V158H118ZM208 157V156H207ZM231 157H230V159H231ZM236 157V156H235ZM235 157H233V158H235ZM242 157V156H241ZM245 158H246V156H244ZM250 157V156H249ZM252 157H254V156H252ZM259 157H260V155H259ZM25 158V157H24ZM28 158V157H27ZM26 158V159H27ZM124 158H126V157H124ZM129 158V157H128ZM140 158V157H139ZM141 158H142V156H141ZM140 158V159H141ZM146 158V157H145ZM149 158V157H148ZM258 157H256V159H257ZM3 159H5V158H2L1 160H0V176H7V175H15V176H13L12 177V179L11 180H9V181H11V182H9L8 180H7V183H8V185H7V183L5 182L6 181V179L5 180H3L2 181V179L0 180V214H1V212L3 211V207H1V204H2V199H3V197H4V195H9L10 196V193H8L7 191H6V189H9V186H10V189H12V188H14V187H16V186H18L19 185V183L18 182H20L19 180L20 179H18L17 180V178L18 177H20L21 175L20 174H23V173H27L28 171H30V170H28V171H26V169H28V168H24V167H26V165L25 166H22L21 164H18V162L15 164H12L11 165V163L12 162H7V163H4L3 161ZM64 159H66V160H64ZM84 159V158H83ZM84 159V160H85ZM88 159H87V161H88ZM89 160L90 162L92 161V160ZM122 159V158H121ZM129 159V160H130ZM139 159V160H140ZM164 159V158H163ZM247 159V158H246ZM249 159V158H248ZM253 159V158H252ZM255 159V158H254ZM263 159V158H262ZM9 160V159H8ZM15 160V159H14ZM21 160V159H20ZM24 160V159H23ZM28 160H30L31 161V159H28ZM61 160H64V161H66V162H71L72 164H68V163H66V162H64L63 161V164H62V161ZM116 160V159H115ZM125 161L127 160V158L126 159H124ZM129 160H127V161H129ZM150 160V159H149ZM148 160V161H149ZM233 160V159H232ZM11 161H13L12 159H11ZM22 161V160H21ZM44 161V162H43ZM117 161L118 160H116L115 162L117 163ZM134 161V160H133ZM136 161H138V160H135L134 162H132V163H136ZM143 161H145V159H144V157L142 158V162ZM147 161V160H146ZM236 161V162H235ZM235 161H233V162H235V164H237V157H236V160ZM242 161H244V160H242ZM241 161V162H242ZM258 161H260V159H258L256 162H257V164L259 163ZM1 162H2V164H1ZM32 162V161H31ZM96 162V161H95ZM94 162V163H95ZM109 162V161H108ZM121 162V160H119V162L116 164V163H114V164H116V165H118L119 163ZM130 161H129V165H130V163H131ZM140 162H141V160H140ZM140 162H138L139 164H140ZM141 162V163H142ZM159 162V161H158ZM161 162H162V160H161ZM164 162H165V165L164 166H166V162L167 161H165V159L163 160V163H162V165L164 164ZM182 162V161H181ZM228 162V161H227ZM245 162H246V160H245ZM253 162H254V164L256 163L254 160H253ZM253 162H252V164H250L249 162L247 163V165L248 164H250L251 166L252 165H254L253 164ZM4 163V164H3ZM25 163H26V161H25ZM28 163V162H27ZM33 163H35V162H33ZM79 163H80V165H79ZM149 163V162H148ZM148 163H145L146 165H148ZM246 163H244V164H246ZM30 164V166H31V163H29ZM90 164V163H89ZM93 164V163H92ZM113 164V165H114ZM121 164H123V162H121ZM139 164L137 165V164H135V165H132V169L130 168V174H131V172H132V175H135V174H137V172H139L140 171V169H141V167H143V166H139ZM168 164H169V161H168ZM182 164H184V163H182ZM232 164H234V163H232ZM257 164H256V166H257ZM262 164V166H263V163H261ZM260 163H259V167H260V165H261ZM111 165H112V163H111ZM110 165V166H111ZM125 165V164H124ZM124 165H122V166H124ZM128 165V164H127ZM141 165V164H140ZM144 165V164H143ZM170 165V164H169ZM228 165H230V163H228ZM239 165H241L240 167H242V166H244L242 163L241 164H239ZM29 166V165H28ZM108 166V165H107ZM115 166V165H114ZM119 166V165H118ZM153 166V165H152ZM226 166H227V163H226ZM231 166V165H230ZM255 166V165H254ZM112 168H113V166H111ZM127 167V166H126ZM167 167V166H166ZM171 167V166H170ZM236 167V165L234 166V168ZM237 167H239L238 165H237ZM247 167V166H246ZM108 168V167H107ZM107 168H105L104 167V169H107ZM116 169H117V167H115ZM129 168V167H128ZM127 168V169H128ZM156 168V167H155ZM160 168V167H159ZM165 168V167H164ZM168 169H169V167H167ZM172 168V167H171ZM170 168V169H171ZM244 168V167H243ZM255 168H257V167H255ZM86 169V168H85ZM95 169H97V167H95ZM150 169V168H149ZM173 169V168H172ZM175 169V168H174ZM229 169H230V167H229ZM232 170H233V168H231ZM237 169V168H236ZM235 169V170H236ZM242 168H239V171L241 170ZM250 170H251V167L249 168ZM249 169H247V170H249ZM110 170V169H109ZM112 170H114V169H112ZM120 169H118V171H119ZM123 170H124V168H123ZM207 170H210V169H207ZM245 170H246V168H245ZM254 170H256V169H254ZM76 171H78L77 172V175H75L76 174ZM100 171H101V169H100ZM111 171V170H110ZM109 171V173H111ZM116 171V170H115ZM118 171H116V172H114V174L115 173H117ZM127 171V170H126ZM159 171H161V170H159ZM237 172H238V169L236 170ZM244 171V170H243ZM96 172H98V170L96 171ZM103 172V171H102ZM113 172V171H112ZM124 172H125V170H124ZM129 172V171H128ZM136 172V173H135ZM147 172H150V170H148ZM166 172H167V169H166ZM172 172H174V171H172ZM226 172H227V169H226ZM230 172H232V171H230ZM234 172V171H233ZM240 172H242V171H240ZM79 173V174H78ZM82 173H83V171H82ZM87 173H88V171H87ZM108 173V172H107ZM107 173H106V175H107ZM109 173H108V175H109ZM119 173L121 174V171H119ZM119 173H118V175H119ZM123 173V172H122ZM158 173V172H157ZM162 173H163V171H162ZM177 173V172H176ZM228 173V172H227ZM261 173V172H260ZM73 174V176H70V175H72ZM104 174H105V172H104ZM126 174V173H125ZM148 174V173H147ZM159 174H160V172H159ZM164 174V173H163ZM79 175V176H78ZM89 175V174H88ZM98 175H100V174H97V176ZM111 175V174H110ZM140 175V174H139ZM257 175V174H256ZM261 175V174H260ZM69 176V177H68ZM82 176V175H81ZM101 176V175H100ZM99 176V177H100ZM124 176V175H123ZM126 176V175H125ZM128 176V175H127ZM136 176V175H135ZM135 176H131V177H134V179H135ZM138 176V175H137ZM142 176H143V174H142ZM159 176V175H158ZM175 176V175H174ZM176 176H177V179H176ZM174 178L176 179V180H179V178H182V177H179L180 176V173H179V176L178 175H176ZM184 176V175H183ZM245 176H247L246 174H245ZM251 176H253V175H251ZM11 177V176H10ZM71 177H73V178H71ZM75 177V178H74ZM140 177V176H139ZM139 177H137V179H136V183H137V187H138V184L140 185V182L142 181V180H144V179H146L147 177H148V175H146L145 177H143V178H139ZM161 177V176H160ZM6 178V177H5ZM8 178V177H7ZM89 178V177H88ZM87 177H86V179H88ZM107 178H109V176L107 177ZM107 178H106V180H107ZM111 178H112V176H111ZM111 178H109L108 180H110ZM115 178V177H114ZM125 178V177H124ZM128 178H130V177H128ZM213 178V177H212ZM247 180H249V177L247 176ZM10 179V178H9ZM67 179H69L68 181H67ZM72 179V180H71ZM80 179V178H79ZM90 179V178H89ZM100 179V178H99ZM102 181H103V179H104V176H102ZM101 179H100V181H101ZM94 180V179H93ZM120 180H122V179H120ZM129 180V179H128ZM252 180V179H251ZM250 180V181H251ZM69 181H71L70 183H68ZM73 181H74V183H76V185L77 184H79L77 187H74L75 185H74V183H73ZM111 181V180H110ZM113 181V180H112ZM112 181H111V184H112ZM162 183H163V181L162 180H160ZM246 181V180H245ZM115 182V181H114ZM121 182V181H120ZM123 182L125 183V181H122V184H120V185H122L123 186ZM130 182V181H129ZM128 182V183H129ZM158 182V181H157ZM156 182V183H157ZM173 182V181H172ZM253 182H255V180L253 181ZM12 183V184H11ZM107 183V182H106ZM119 183V182H118ZM133 183H135L134 181H133ZM159 183V182H158ZM174 183V182H173ZM244 183H246V185L247 184H249V182L247 183V182H243V184ZM37 184V183H36ZM74 186H73V185ZM105 184V183H104ZM115 184H116V182H115ZM131 184L132 183H130V184H127V185H129L128 187H131ZM160 184V183H159ZM167 184V183H166ZM169 184V183H168ZM243 184L241 183V186H243ZM68 185V186H67ZM70 185H72V187L70 186ZM86 185V184H85ZM103 185V184H102ZM107 185V184H106ZM117 185V184H116ZM125 185V184H124ZM136 185V184H135ZM230 185V184H229ZM232 186H233V183L231 184ZM12 186V187H11ZM66 186V187H65ZM70 186V187H69ZM103 186H105V185H103ZM111 186V185H110ZM160 186H161V184H160ZM159 186V187H160ZM164 186V185H163ZM196 186V185H195ZM250 186V185H249ZM6 187H8V188H6ZM54 188V187H56V188H61L60 190H62V193H61V191L59 192V193H56V191H55V189H54V191H55V194H58L57 196H56V198L58 199V197H62L61 199H63L64 201H62L61 199H60V205H61V203H62V208L61 209H59L60 208V206L58 205V208L56 207L57 206V204H55L54 202H56V199L55 198H53V199H55L54 200V202H50L51 200H53L52 199V193H51V188ZM74 187V188H73ZM106 187V186H105ZM118 187V186H117ZM123 187H126V185L125 186H123ZM127 187V188H128ZM134 187V186H133ZM132 187V188H133ZM136 187V188H137ZM191 187V186H190ZM226 187V186H225ZM247 187V186H246ZM64 188V189H63ZM94 188V189H93ZM98 188V187H97ZM110 188V187H109ZM114 188V187H113ZM121 188V187H120ZM139 188V187H138ZM163 188V187H162ZM228 189H229V186L227 187ZM49 189H50V195H48V191H49ZM58 189V190H59ZM66 189L68 190V191H66ZM99 189V188H98ZM101 189V188H100ZM107 189V188H106ZM119 189V188H118ZM130 189V188H129ZM192 189V188H191ZM225 189V188H224ZM242 189H244V191L242 190ZM241 190L243 191V192H245V188H242ZM57 190V189H56ZM57 190V191H58ZM65 190V192H64V197L63 196H61V194L63 195V191ZM87 190H91V191H93V192H91L90 193V195H92V193H93V197H92V199H90L91 197L90 196H88V193H87V196L84 194V192H87ZM104 190V189H103ZM103 190H102V193H103ZM110 190H112V188L110 189ZM114 190V189H113ZM117 190V189H116ZM125 190V189H124ZM123 190V191H124ZM128 190V189H127ZM157 190V189H156ZM164 190V189H163ZM162 190V191H163ZM240 190V189H239ZM246 190H248V189H246ZM5 191V192H4ZM10 191V190H9ZM12 191V190H11ZM10 191V192H11ZM52 191H53V189H52ZM53 191V192H54ZM115 191V190H114ZM137 191V190H136ZM171 191V190H170ZM224 190H221V192H223ZM226 191H227V189H226ZM6 192H7V194H6ZM95 192V193H94ZM98 192V191H97ZM108 192V191H107ZM109 192H111V191H109ZM118 192H120V191H118ZM127 192H130V191H127ZM172 192H173V190H172ZM193 192H195V191H193ZM228 192H231V191H228ZM227 192V194L226 195H229V193ZM11 193H13V191L11 192ZM61 193V194H60ZM66 193V194H65ZM125 193V192H124ZM151 193H152V191H151ZM163 193V192H162ZM165 193V192H164ZM197 193H200L201 194V192L199 191V192H197ZM223 193H225V192H223ZM261 193H264V190H262L261 191ZM54 194V195H55ZM120 194V193H119ZM195 194V193H194ZM204 194V193H203ZM242 194V193H241ZM102 195V194H101ZM122 195H123V193H122ZM122 195H119V196H122ZM155 195V194H154ZM165 195V194H164ZM205 195H206V193H205ZM264 194H262V196H263ZM104 196V195H103ZM156 196L158 197L159 195H157L156 194ZM169 195H168V192H167V196H164V197H168ZM171 196V195H170ZM200 196H202V195H200ZM245 196V195H244ZM248 196V195H247ZM35 197V196H34ZM51 197V198H50ZM54 197V196H53ZM88 197H90V198H88ZM101 197V196H100ZM160 197V196H159ZM179 197V196H178ZM178 197H176V199L178 200ZM195 197V196H194ZM199 197V196H198ZM228 197V196H227ZM264 197V196H263ZM117 198V197H116ZM132 198V197H131ZM180 198V197H179ZM196 198V197H195ZM202 198H204V195H203V197ZM222 198H224V197H222ZM226 198V197H225ZM239 198L241 199V197L239 196ZM49 199H51V200H49ZM90 199V202L92 201V204L88 201ZM94 199H96L95 201H94ZM165 199V198H164ZM199 199V198H198ZM201 199V198H200ZM211 199V198H210ZM230 199V198H229ZM232 200L234 199V198H231ZM238 199V198H237ZM239 199V200H240ZM4 200V199H3ZM8 200H11V197L8 199ZM116 200H119V199H116ZM173 200V199H172ZM180 200H181V198H180ZM179 200V201H180ZM202 200V199H201ZM204 200H206V197H205V199H203V201ZM207 200H209L208 198H207ZM206 200V201H207ZM219 200H220V198H219ZM243 200V199H242ZM241 200V201H242ZM245 200V199H244ZM243 200V201H244ZM48 201H49V203H48ZM58 201H59V199H58ZM57 201V202H58ZM62 201V202H61ZM93 201H94V203H93ZM121 201V200H120ZM156 201H157V198H156ZM165 201V200H164ZM178 201V203H180ZM198 201H200V200H198ZM197 201V202H198ZM205 201V202H206ZM233 201H235V200H233ZM261 201H262V198H261ZM48 204H47V203ZM56 202V203H57ZM116 202V201H115ZM153 202V201H152ZM166 202V201H165ZM173 203L175 202V200H173L172 201ZM182 203H183V201H181ZM208 202H210V201H208ZM207 202V203H208ZM212 203H213V201H211ZM215 202V201H214ZM217 202H219V201H217ZM217 202H215V203H217ZM225 202V201H224ZM236 203H237V201H235ZM240 202V201H239ZM52 203H54V204H52ZM203 203V202H202ZM221 203V202H220ZM219 203V204H220ZM229 203V202H228ZM231 203H233V202H231ZM244 203V202H243ZM252 203L253 204H255V202L254 201H252ZM262 203H263V201H262ZM25 203H22V206L24 205ZM59 204V203H58ZM126 204V205H125ZM169 204V203H168ZM181 204V203H180ZM224 204V203H223ZM226 204V203H225ZM224 204V205H225ZM242 204V203H241ZM264 204V203H263ZM48 205V206H47ZM130 205H132V204H130ZM156 205V204H155ZM170 205V204H169ZM198 205H200V204H198ZM203 205V207H204V203L202 204ZM208 205V204H207ZM239 204H237V206H238ZM262 205V204H261ZM103 206V207H102ZM106 206V207H105ZM127 206V207H126ZM159 206V205H158ZM178 206H180L179 204H178ZM201 206V205H200ZM210 206V205H209ZM216 206H217V204H216ZM219 206V205H218ZM256 206V205H255ZM24 207V206H23ZM123 207H125V208H123ZM156 207H157V205H156ZM211 207V206H210ZM223 207V206H222ZM236 207V206H235ZM254 207V206H253ZM21 210H22V207H19ZM155 208V207H154ZM177 208H180V207H177ZM207 208H208V206H207ZM216 208V207H215ZM261 208H263V207H261ZM19 209V210H20ZM27 209V208H26ZM55 209H59L58 210V212H57V210H55ZM94 209V210H93ZM181 210H182V208H180ZM255 209V210H254ZM253 210L254 211H256V207L254 208ZM264 209V208H263ZM262 209V210H263ZM20 210V211H21ZM39 210H41V211H39ZM47 210V211H46ZM91 210H93L92 211V213H91ZM181 210H179V211H181ZM212 210V209H211ZM226 210V209H225ZM224 210V211H225ZM23 211V210H22ZM26 211V210H25ZM62 211V217L60 218V216H61V214H60V212ZM67 211V212H66ZM89 211H90V213L91 214H89ZM122 211V212H121ZM179 211H177L178 213H181V212H179ZM184 211V210H183ZM182 211V212H183ZM206 211V210H205ZM223 211V212H224ZM264 211V210H263ZM256 212H258V211H256ZM17 213V212H16ZM15 213V214H16ZM38 213H36V214H38ZM57 213H59V217H58V215H57ZM63 213L65 214V213H68V214H65L64 216H63ZM69 213L71 214V215H69ZM203 213H204V211H203ZM230 213V212H229ZM238 213V212H237ZM253 213H255V212H253ZM158 214V213H157ZM207 214V213H206ZM94 215V214H93ZM126 216V215H129V216H126V218L124 219V221L120 218V216ZM184 215H187V213L186 214H184ZM183 215V216H184ZM189 215V214H188ZM207 215H209V214H207ZM263 215H264V213H263ZM24 217H25V215H23ZM22 216V217H23ZM38 216L40 217V214H38ZM68 216H71V217H69L68 219H69V221H67V220H64V218L65 217H68ZM236 216V215H235ZM238 216V215H237ZM250 216H252V215H250ZM258 216H259V214H258ZM13 217H15V215L13 216ZM62 219L63 217V220H61L62 222H60V220L58 219ZM92 217H94V216H92ZM178 217V216H177ZM204 217H205V215H204ZM220 217V216H219ZM221 217H223V216H221ZM220 217V218H221ZM107 218V217H106ZM117 218V219H116ZM160 219H162L161 217H159ZM185 218V217H184ZM236 218V217H235ZM26 219V218H25ZM56 219H58V224H68V228H63L62 226H64V224L61 226V225H58V224H56L57 222V220ZM116 219V220H115ZM176 219V218H175ZM188 219V218H187ZM224 219V218H223ZM226 219V218H225ZM227 219H229V218H227ZM230 219H234V218H232L231 216H230ZM229 219V220H230ZM258 219V218H257ZM261 219V218H260ZM4 220H5V217L4 216H2L1 217V215H0V231H2L1 229L3 228V224H4ZM36 220H38L39 221V225H41L40 224V219H37L36 218ZM56 220V221H55ZM75 220V219H74ZM149 220V219H148ZM172 220V219H171ZM174 220V219H173ZM177 220V219H176ZM193 220V219H192ZM195 220V219H194ZM200 220V219H199ZM205 220H207V219H205ZM229 220H227V221H229ZM26 221V220H25ZM51 221V222H50ZM54 221H55V223H54ZM75 221H77V220H75ZM90 221V220H89ZM185 220H182V222H184ZM201 221V220H200ZM236 221V220H235ZM255 221V220H254ZM47 222H50V223H47ZM77 222H80V221H77ZM171 222V221H170ZM169 221H168V223H170ZM174 222V221H173ZM187 221H185L184 223H186ZM201 222H203V221H201ZM207 222V221H206ZM231 222H233V221H231ZM46 223L49 225V224H54V225H58L59 226V228H58V226H57V228L58 229H53V228H51L50 226H52V225H46ZM88 223V222H87ZM97 223H98V221H97ZM100 223V222H99ZM102 223V222H101ZM188 223V222H187ZM192 223H194V222H192ZM208 223V222H207ZM206 223V224H207ZM227 223H229V222H227ZM11 224H13V223H10V227L8 226V225H6V222H5V226H8L9 227V229H8V227H7V229H5V226H4V228L3 229H5V230H10V228H11ZM22 224V223H21ZM126 224V225H127ZM197 225H198V222L196 223ZM229 224H231V223H229ZM236 224V223H235ZM23 225H25V224H23ZM38 225V224H37ZM53 225V226H54ZM85 225V224H84ZM100 225V224H99ZM103 226V230H105L104 228H105V226H104V224H102ZM106 225V224H105ZM174 225H175V223H174ZM182 225V224H181ZM189 225H191V223L189 224ZM199 225H202V224H199ZM25 226H27V224L25 225ZM31 226H33V224L30 222L29 223V228L31 227ZM52 226V227H53ZM61 226V227H60ZM75 226V227H74ZM91 226V225H90ZM89 225L87 226V227H83V229H84V233L85 232H88L89 234H91V232L93 231H91L90 229L88 230V228L90 227ZM159 226V225H158ZM185 226V225H184ZM192 226V225H191ZM227 226H229V225H227ZM22 226H20L19 228H21ZM24 227V226H23ZM22 227V228H23ZM98 226H96V228H97ZM100 227H101V225H100ZM99 227V228H100ZM125 227V226H124ZM127 227V226H126ZM152 229H151V228ZM169 227V226H168ZM182 227V226H181ZM187 227V226H186ZM212 227H214V226H212ZM26 227H24L23 229H25ZM37 228H39V227H37ZM44 230H43V229ZM54 228H56V227H54ZM61 228V229H60ZM78 229H79V227H77ZM76 228V229H77ZM81 228V227H80ZM92 228V227H91ZM95 228V227H94ZM95 228V230H97ZM98 228V229H99ZM159 228V227H158ZM164 228H166L165 226H164ZM228 228V227H227ZM231 228V227H230ZM234 228V227H233ZM13 229V228H12ZM93 229V228H92ZM159 229H161V228H159ZM232 229V228H231ZM231 229H229L230 231H231ZM247 229V228H246ZM5 230H4V232H5ZM17 230V229H16ZM19 230H18V232H19ZM82 230V229H81ZM80 230V231H81ZM101 229H99L98 231L99 232H101L100 231ZM108 230V229H107ZM125 230V231H124ZM161 230H163V229H161ZM166 230H168L167 228H166ZM229 230L228 231H226V232H228L229 233ZM233 231H234V229H232ZM11 231V230H10ZM211 231V230H210ZM215 231H217V230H215ZM232 231V232H233ZM4 232H3V234L2 233H0V234H2V235H5L4 234ZM156 232V231H155ZM213 232V231H212ZM212 232H210V233H212ZM225 232V233H226ZM239 232V230H237V236H236V248L235 249H237L238 250V246H237V240H238V233ZM247 232V231H246ZM245 232V233H246ZM10 233L11 232H8L7 234H9L10 235ZM71 233H72V235H71ZM76 233V232H75ZM208 233V232H207ZM215 233L216 232H214V235H215ZM221 233V232H220ZM23 234V235H22ZM98 234L99 233H97L96 235H97V237H98ZM157 234V233H156ZM155 234V235H156ZM209 234V233H208ZM217 234V233H216ZM222 234V233H221ZM229 234H233V233H229ZM228 234V235H229ZM250 234V233H249ZM249 234H246L247 236H249ZM12 235H14V233H13V231H12V234H11V236ZM53 235H54V237H53ZM68 235H71L69 238H67V236ZM96 235H95V237L94 238H96ZM116 235V236H117ZM160 234H157V236H159ZM223 235V234H222ZM44 237V239L42 240V238L41 237ZM126 236V235H125ZM125 236H123V238L125 237ZM211 236V235H210ZM219 236H220V234H219ZM233 236V235H232ZM246 236V237H247ZM62 237V238H61ZM64 237H66V239L67 240H65L64 239ZM75 237V238H76ZM114 237V236H113ZM122 237V236H121ZM155 237V236H154ZM162 237V236H161ZM206 237V236H205ZM209 236H207V238H208ZM213 237V236H212ZM211 237V238H212ZM215 238H216V236H214ZM213 237V238H214ZM218 237V236H217ZM221 237V236H220ZM47 238V239H46ZM57 238H61V242H60V240H59V242L61 243V244H58V242H57ZM73 238V239H72ZM80 238V237H79ZM78 238V239H79ZM93 238V239H94ZM157 238V237H156ZM160 238V237H159ZM166 238V237H165ZM206 238V239H207ZM210 238V239H211ZM212 238V239H213ZM214 238V239H215ZM234 238V237H233ZM32 239H30V241H32ZM46 239V240H45ZM78 239H76V241L78 240ZM97 239V238H96ZM112 239V238H111ZM114 239V238H113ZM116 239V238H115ZM115 239H114V241H115ZM122 239V238H121ZM152 239H153V237H152ZM210 239H208V240H210ZM219 239V238H218ZM248 239H250V238H248ZM55 240H56V242H55ZM118 240H120V239H118ZM123 240V242H124V239H122ZM122 240H120V243H121V241ZM155 240V239H154ZM157 240V239H156ZM159 240V239H158ZM160 240H161V238H160ZM183 240V239H182ZM202 240V239H201ZM207 240V241H208ZM39 241V242H38ZM48 241H50L49 242V244H48ZM70 241H68V243H71ZM113 241V240H112ZM111 241V242H112ZM162 241H164L163 240V238H162ZM167 241L168 242H170V240H169V238L167 239ZM166 241V242H167ZM184 241H186V240H184ZM184 241H182V242H184ZM215 241V243L217 242H219L218 240L216 241V239L214 240ZM38 242V243H37ZM78 242H80V240L78 241ZM186 242H188V243H190L189 241H186ZM209 242V241H208ZM211 242V241H210ZM249 242V241H248ZM56 243H57V245H56ZM76 243V242H75ZM170 243H172V242H170ZM170 243H168L169 245H171L170 247H172L173 245V243L172 244H170ZM180 243V242H179ZM200 243V242H199ZM206 243V242H205ZM220 244L222 243L223 244V242H219ZM218 243V244H219ZM244 243H245V239H244ZM72 244V243H71ZM114 244H116V242L114 243ZM162 244V245H161ZM160 245L162 246V247H164V248H166L165 250L163 249V251H167L168 252V250L167 249H171V248H169V245L167 244V247H165V246H163L164 244L163 243H161ZM185 244V243H184ZM191 244V243H190ZM221 244V245H222ZM47 245H51V246H49V248L50 247H52L53 248V250L55 249L56 251V253L54 252V255H56L55 256V258H53V257H50V255H49V257L51 258H49L47 255H45V254H43L44 255V257L43 256H41V254H42V252L44 251L45 253H46V251L48 252L49 251V248H47L48 246ZM54 245H56V247L54 246ZM156 245H158V242H156ZM159 245V247H160V249H162L161 248V246ZM175 245V244H174ZM206 245V244H205ZM211 245V244H210ZM213 245V244H212ZM220 245V246H221ZM67 246V245H66ZM73 246H75V245H72V248H71V245H70V248H71V250L73 249ZM116 246V245H115ZM114 246V247H115ZM118 246H119V243H118ZM180 245H178L177 246V248L179 247ZM185 246V245H184ZM187 246V245H186ZM201 246H203V244L201 245ZM16 247H18L19 249H17ZM55 247V248H54ZM89 247V246H88ZM104 248H102V251L104 252L105 250H106V246H103ZM121 247H123L122 245L120 246V251H122L121 250ZM52 248H51V250H50V252H51V254H53V250H52ZM64 248H66V247H61L60 249H64ZM76 247H74V249H75ZM79 248H80V246H79ZM118 248V247H117ZM174 248L172 249V250H169L170 252H168V253H170L172 256H173V254H172V252H173V250H174ZM183 248H184V250H183ZM196 248V247H195ZM207 248V247H206ZM16 249H17V251H16ZM59 249V250H60ZM68 249H69V247H68ZM101 249V248H100ZM104 249V250H103ZM113 249V248H112ZM123 249V248H122ZM190 249V250H191ZM197 249V248H196ZM233 249V248H232ZM245 249H246V246H245ZM22 250V253H24V251ZM46 250V251H45ZM58 250V251H59ZM65 250V249H64ZM63 250V251H64ZM67 250V249H66ZM70 249H69V252H71L72 253V251H71ZM107 250H108V248H107ZM106 250V251H107ZM118 250V251H119ZM189 250V251H190ZM223 251H226L227 250V248L225 247V249H222ZM231 250V249H230ZM25 251V253H27L28 254V252H26ZM84 251H87V250H84ZM228 251V252H227ZM226 251V253L228 254L229 253V250H227ZM14 252V251H13ZM43 252V253H44ZM67 252V251H66ZM97 252H99V250L97 251ZM96 252V253H97ZM101 252V251H100ZM99 252V253H100ZM102 252V253H103ZM115 252H116V250H115ZM174 252H175V250H174ZM183 252L187 255V258L188 259H186V257H185V255L183 254ZM187 252V251H186ZM231 252H232V250H231ZM229 253V254H232V253ZM235 251H233V253H234ZM11 253V252H10ZM65 253V252H64ZM64 253H62V254H64ZM68 253V252H67ZM79 253H81V254H79V256L80 255H82V257H84L83 255H85V253L82 251V252H79ZM84 253V254H83ZM98 253V254H99ZM105 253V252H104ZM117 253V252H116ZM119 253V252H118ZM117 253V254H118ZM175 253V254H176ZM208 253V251L206 252V254ZM214 253V252H213ZM4 254V253H3ZM14 254V253H13ZM12 254V255H13ZM68 254H70V253H68ZM90 254H91V252H90ZM89 254V255H90ZM109 253H107V255H108ZM169 254V255H170ZM188 254H190V253H188ZM195 254V253H194ZM228 254V255H229ZM239 254V253H238ZM11 255V254H10ZM66 255V254H65ZM101 255V254H100ZM181 255V254H180ZM209 255V254H208ZM224 256H225V254H223ZM15 256V255H14ZM47 256V257H46ZM72 256V255H71ZM71 256H69L70 258H71ZM76 256H78V255H76V253H75V257ZM78 256V257H79ZM87 256H88V253H87ZM120 256V255H119ZM175 256H177V254L175 255ZM190 256V255H189ZM230 256V255H229ZM9 258V256H8V254H7V256H6V258ZM10 257H12V256H10ZM19 257V261H20V259H21V261L18 263V264H25V262H22V259L25 257L24 256V254H22V255H20V256H17V258ZM45 257H46V259H45ZM81 256L79 257L80 259L82 258ZM178 257H181V256H178ZM178 257H175V258H178ZM207 257V258H206ZM13 259H14V257H12ZM17 258H16V260H13L12 259V261H11V259H10V261H8L7 262V260H4V261H6L5 263H4V261L3 260H1L0 262H2L3 261V263L4 264H17V263H15L16 261H17ZM50 259L51 261H49V260H47V259ZM68 258V257H67ZM68 258L69 260H72L73 258ZM78 258V259H79ZM190 258V259H189ZM226 258H228L227 256H226ZM230 258V257H229ZM0 259H1V257H0ZM4 259V258H3ZM77 258H75V260H76ZM79 259V260H80ZM180 259H182V258H180ZM25 260V259H24ZM53 260V261H52ZM55 260H58L59 262H54ZM67 260V259H66ZM63 261H65V260H63ZM89 261V260H88ZM242 261V260H241ZM263 261V260H262ZM87 261L85 260V263H86ZM264 262V261H263ZM3 263H0V264H3ZM243 263V262H242ZM86 264H88V262L86 263ZM244 264V263H243ZM262 264H264V263H262Z\"/></svg>",
  "mask_w": 264,
  "mask_h": 264
},
{
  "label": "rangeland",
  "instance_id": "rangeland-1",
  "mask_svg": "<svg viewBox=\"0 0 264 264\" xmlns=\"http://www.w3.org/2000/svg\"><path fill=\"white\" fill-rule=\"evenodd\" d=\"M218 2H220L219 0H217ZM216 1V2H217ZM230 1V0H229ZM228 1V2H229ZM243 1V3H241ZM260 2H258V0H256V2H258V3H255V1H252V0H246V3H248V4H246V5H252V4H254L253 5V9H252V7H250L251 9H252V12L251 13H253V17H254V14H256V13H254L253 11L254 10H256V9H254V7L255 8H257L256 7V4H257V6H258V9H259V6H260V3H261V6L264 8V0H259ZM212 2V4H213V1H211ZM223 2V0L220 2L221 4H223V6H225V7H227V3L226 4H224V2H226L225 0H224V2ZM231 3H232V5L230 6V7H234V6H236V8L239 10V12H238V10L236 9V11H237V13H235L236 15H234V12H233V10H234V8H232L231 9V12H233V14H231V15H233V17H234V19H235V17H236V19L238 18L239 19V23L236 21V20H234L233 18H231L230 17V19H228L229 18V15H228V13H231V12H228V10H229V7H228V10H227V8H225V14H226V16L223 14L224 13V11L222 12V14L225 16V18H224V16H223V20L221 19L222 17H217L216 18V16L218 15H215V16H211V18H213L214 19V21L216 20V19H218L219 20V18L221 19L220 20V22L219 23H216V26L214 25L215 24V22H217V21H213L214 22V24H212L213 22H212V20H210V22H211V24L210 25H212L213 26V29H211L212 30V32L210 33L209 31H207V30H205L206 32H207V34L209 35H206L205 36V31H204V33H202L201 34V36H203V37H205L204 38V42L207 44V42L206 41H208L207 39H206V37L208 36V39L210 38L211 40H213V41H211L210 39H209V41H208V44H207V48H206V51H205V47H204V49H202V52L203 53H201V51L200 50H198V52L197 51H195L196 53H194V51H192V50H196V48L199 46V43H198V46H197V42H195L194 44H195V46H196V48H195V46H194V49H191L190 50V48H188V47H183V46H181L182 45V43H183V38H187L186 36L188 35V41H192L191 40V38L195 35L193 32L195 31V30H191V34H190V30H189V33L186 31V30H184V32H185V34L187 33V35H185L184 34V32H183V30H178L177 32H176V37H177V43H176V46L173 44V46H172V44L170 45V44H168V47L167 48H165L166 50H169V47L171 48L172 47V50L170 49L169 51H165L164 52V55L167 53V55H165V57H163L161 60H162V63L161 64H159V62L157 63L158 65L156 66V64L154 65H152V67H150V65H149V67H150V70H148V66H146V65H144V64H146V63H142L143 64V66H146L147 67V69H146V67H141L142 69H143V71H148V72H146L147 74L146 75H151V77H150V79H148L149 78V76H147L145 79H148V81H146L145 79L143 80H138L137 82H133V81H129V83H134L133 84V86L132 87H134V90L136 91H133V93L131 92L130 93V90L128 91L127 89H126V86L128 85L127 83H125V84H127L123 89L124 90H122L123 92H120V94H119V96H118V94L116 95V97H114V94H113V98L112 97H109V98H107V99H105V101L103 100V101H98L99 103L97 104V110L99 109V110H110V109H117V110H130L131 111V108L134 110H132L131 112H127V115L125 116V114L124 115H122V117L121 116H119V118L118 119H116L115 121H113V122H111L110 124H108L109 126H111V128L113 127V129L112 130H110V128L109 127H107L110 131H113L114 130V132H116V133H119V135H122L123 133V131H124V133L125 134H128L127 132H130L131 131V133H133L132 135H133V137H134V135H136V136H138L139 135V137H137L135 140H139V138L141 139V137H143L141 140H139L138 142H135V140L133 141L134 143V145L137 147V148H139V150L141 151H137L138 152V158L136 157L137 155V153H135V151L134 150H136V149H132L134 152H133V154L134 155H131V156H133V159H130V156H126V155H123L122 156V154L124 153V154H126V152H122V154L121 153H118L117 152V154H116V152L114 153V151H113V154L111 155V157H110V159H107V163H104V161H102L103 162V164H106L104 167L105 168H107V169H104V167L102 168V167H99V166H97L96 165V163H97V161L98 160H96V158L98 157L96 154H93L94 155V157H96V158H94L95 160H93V159H91L92 157H91V153H93V152H91L90 154L88 153V155H90V159L92 160L91 162L89 161L90 159H88L89 158V156L87 155V159H88V161H87V159H85L86 157H85V154H83L82 156H80V162H81V164L82 165H80V163H79V165L80 166H84L85 165V167H83V169L81 168H79V170H82L83 171V173H82V171L80 172L79 171V177H77V176H75L74 178L75 179H77V180H75V181H78L79 183H81L80 184V186H82V182H84L85 184H84V186H87V183L89 184L90 183V181H92V182H99V185L97 186V187H95V196H97L98 194V197H96V199L97 200H99V199H104L105 200V198L107 197V195L105 196V194H108V193H116L117 192V194H118V196H116L115 197V200H114V202H113V204L112 205H114V203H115V205L114 206H117L116 204H119V202H121V204L122 203H124V202H126V200H124V199H126V198H130V199H127L128 201H129V204H128V202H126L127 204H128V207H130V206H132V207H130L131 209L129 210V211H131L130 212V214L132 213V212H136V210H138V208H142V211H143V215H144V220H146V222L148 223V224H146L147 226L148 225H151V227L153 226V229L154 230H151V233L153 232L154 234H150V239H151V241H152V244H153V246L155 247V248H157V250L160 252V253H162V254H164L169 260H171L172 262H175V263H177V262H179V261H185V260H183V259H185V258H183V256H182V253H179V255H178V253H176V249H180V248H182V247H186V249L189 247H191V248H194V250H196L197 251V254H196V252H193V250L191 249H187L186 251L184 250V248H183V250L185 251V253H187V255H188V257H190V258H192L191 257V252H193V254H192V256H193V258H195L196 256L195 255H197V256H201V257H203V258H205V255L208 257H210L211 255V253H212V256H214V259H216L217 257H216V255H213V254H215V251H214V248L215 247H217V249H218V247L219 248H221V247H223L222 249H225V247L227 248V250H229V253L231 252V250H232V254H227L226 253V251H223L222 249H221V251L222 252H225V253H223V254H225V256L222 254H217V256L218 257H225V259H233L234 257H236L235 255H236V253H237V255H239V257H241V258H239V259H241L240 260V262L241 263H239V264H262V263H264L263 261H264V215H263V213H264V195L262 196V194H264V193H261V191L262 190H264V112H263V109H262V107L264 106V105H261V106H259V102L260 101H262V99H263V101H264V84H263V82H264V68H260V67H264V64H263V66H260V67H257V66H259L257 63L260 61V63H261V65H262V63L264 62V56H261V55H263L264 54V50H263V48H261L262 46L264 47V44L262 45V43H264V40H261V39H264L263 37H264V34H263V36H259V34H261L262 32L264 33V30H262L261 29V33L260 32H257V31H259V30H257V27H258V25L260 24L261 25V23H263L264 21H260L261 20V18H258V20L260 21H258L256 18L258 17L257 16V14H256V17L254 18L255 19V23H254V19H252V22H253V24H257L258 22H259V24H257L255 27H256V29L254 28V27H252L251 28V21L249 20V18L251 17L252 18V16H250L249 18H248V16H246L245 15V13L248 11H245L244 12V10H243V8H246V7H242V5L244 6L245 5V0H234L233 2L232 1H230ZM229 2V3H230ZM210 3V2H209ZM234 3V4H233ZM214 4H215V2H214ZM218 4V3H217ZM219 5V4H218ZM245 5V6H246ZM215 6L217 7V5L215 4ZM214 5H211V7L213 8V7H215ZM220 6V5H219ZM218 6V7H219ZM222 5H221V9L220 8H216L217 10H224V8H222L223 7ZM229 6V5H228ZM247 6V7H248ZM260 6V9L262 8ZM249 8V9H250ZM262 8V9H263ZM247 9V8H246ZM250 9V10H251ZM259 9V11H262L263 13H264V9L262 10H260ZM213 10L215 11V8H213ZM216 10V11H217ZM227 10V11H226ZM211 11V10H210ZM221 11L219 12V14H221ZM230 11V10H229ZM235 11V10H234ZM235 11V12H236ZM241 11V12H240ZM218 12V11H217ZM216 12V13H217ZM257 12V11H256ZM261 12V13H262ZM212 13V12H211ZM215 13V12H214ZM213 13V14H214ZM239 13V14H238ZM244 13V14H243ZM248 13H250V12H248ZM261 13H259L258 12V15H260ZM262 13V14H263ZM222 14L221 15H219V16H222ZM247 14V13H246ZM261 14V15H262ZM238 15V16H237ZM240 15V16H239ZM241 15H243V17L241 16ZM260 15V16H261ZM245 16L247 17V18H245ZM240 17H242V19L244 20V22H243V20L242 19H240ZM262 17H264V14H263V16ZM24 18H26V17H24ZM210 18V19H211ZM216 18V19H215ZM229 20H227V19ZM250 18V19H251ZM18 19L19 20H23V18L22 17H18ZM17 18H15V20H14V18H11V19H9V20H11L10 22H12V20H14V21H16V20H18ZM27 19L28 20H30L29 22H31L32 23V21H33V23H34V20H32V19H30V18H28L27 17ZM27 19H25V20H23V21H28ZM226 21H228V23L226 22V24L228 25L229 23V25H231V19H233V24H232V28H231V30H229V28L228 27H231V26H227V25H225L226 27H224L222 24H220V23H222V22H224L225 20ZM237 19V20H238ZM263 19V18H262ZM3 20V21H2ZM1 20V18H0V21H2L3 23H4V19H2ZM18 20V21H19ZM21 20V22H23ZM32 20V21H31ZM249 22H248V21ZM257 20V21H256ZM6 23L8 24V19H6ZM222 21V22H221ZM235 21V22H234ZM240 21H241V23L243 22V25H245V24H247V25H250V27H248L247 25V27L248 28H250L251 29V32H253V35L255 34V36H253L252 34H250L249 32H250V29H245V27L243 26V28H241V30H233L234 28L236 29V27L234 26L233 27V25H234V23L236 24V23H238V24H240ZM246 21L248 22V23H246ZM9 22V23H10ZM17 22V21H16ZM16 22H13V23H16ZM257 22V23H256ZM1 23V22H0ZM3 23H1V25L3 24ZM6 23H4L5 25H6ZM12 23V24H13ZM245 23V24H244ZM250 23V24H249ZM218 24V25H217ZM238 24H236V25H238ZM264 24V23H263ZM10 25V24H9ZM3 26V27H5V28H3L2 26H0V27H2V29L1 30H3L4 29V32L6 33H9L8 31H7V29L9 30V31H12L14 34H15V31L14 30H10L9 28H11L12 29V27H10V26ZM209 25V26H210ZM221 25H222V27H224V29L223 28H221ZM260 25H259V28H260ZM214 26L216 27V28H219V29H223L224 31H221V30H219V29H215L214 28ZM217 26H219V27H217ZM263 26V25H262ZM211 27V26H210ZM238 28H239V25L237 26ZM240 27H242V24H241V26ZM264 27V26H263ZM7 28V29H6ZM23 28V27H22ZM209 27H207V29H208ZM212 28V27H211ZM226 28H228V29H226ZM237 28V29H238ZM256 30V31H252V30H254V29ZM258 28V29H259ZM262 28V27H261ZM226 29V30H225ZM240 29V28H239ZM242 29H245V30H242ZM264 29V28H263ZM0 30V31H1ZM6 30V31H5ZM25 30V29H24ZM39 30V29H38ZM216 30V31H215ZM18 30H16V32H17ZM197 31V30H196ZM200 31L201 32H203L202 30H199V33H200ZM219 31V32H218ZM228 33H227V32ZM229 31H231L230 33H229ZM239 31H242L241 33L239 32ZM245 31V32H244ZM2 32V31H1ZM181 32L184 34H181ZM217 32V33H216ZM222 32H224V33H222ZM234 32H235V34L238 32L240 35H241V37H242V35H244L242 38H239L240 36H238V33L236 34V35H234ZM244 32V33H243ZM249 34H247V33ZM255 32V33H254ZM256 32H257V34H258V36H257V34H256ZM6 33V34H7ZM13 33H12V35H11V37H13ZM178 33V34H177ZM180 33V34H179ZM198 35L197 36H200L199 35V33L198 32H196ZM216 33V34H215ZM219 33V34H218ZM231 33H233V35L231 34ZM6 34H4L3 36H2V33H0V46H3L4 45V43L5 44H8L9 42H8V37H10V34L8 35H6ZM204 34V35H203ZM211 34H212V36H211ZM245 34H247V35H245ZM8 36V37H6V36ZM181 35V36H180ZM192 35V36H191ZM216 36L215 38H213L214 36ZM217 35H220L222 38H220V36L218 37ZM225 37H224V36ZM227 35H228V38H227ZM190 36V37H189ZM232 36H235L234 37V39L233 38H231ZM258 38H257V37ZM4 37H6L5 38V40H4ZM11 37H10V39H11ZM175 37V36H174ZM176 37H175V39H176ZM194 37H196V36H194ZM254 37L256 38V39H254ZM262 37V38H261ZM180 38V40H182V43H181V41L180 40H178ZM223 38H225L224 40L226 41V42H224L223 41ZM227 38V39H226ZM244 38H246V40L245 41H243L244 40ZM247 38H249V39H247ZM198 39V38H197ZM196 39V40H197ZM232 39H233V41H235V44H233L234 42L232 41ZM237 39H239L238 40V42H240V41H242L241 42V44L242 45H240V43L238 44L237 43ZM257 39H259L260 41H258ZM195 40V39H194ZM193 40V41H194ZM256 40V41H255ZM192 41V42H193ZM227 41H228V43H227ZM230 41V42H229ZM248 41V42H247ZM258 41V43H256ZM263 41V42H262ZM199 42V41H198ZM213 42V43H212ZM232 42V44H230ZM245 42L247 43V45L245 44ZM249 42H250V44H249ZM254 44H253V43ZM259 42H261V44L259 45ZM151 43H153V42H149V43H143L142 45H143V47L144 46H147V44H151ZM217 43V44H216ZM237 43V44H236ZM178 44H180L179 46H180V48H179V46H178ZM203 44V43H202ZM201 44V45H202ZM205 44V45H206ZM212 44V45H211ZM243 44H245L247 47H245V45L243 46ZM133 45H135L134 47H133V49H135L136 47H137V43L136 44H133ZM205 45H203V46H205ZM212 47H211V46ZM221 47H220V46ZM254 46L253 48H250L251 46ZM262 45V46H261ZM141 46V45H140ZM140 46H138V48L140 47ZM176 48H175V47ZM216 46V47H215ZM241 46V47H240ZM260 48H259V47ZM130 48H132L131 46H129ZM191 47H193V44H192V46ZM255 47H256V49H255ZM138 48H136V49H138ZM148 48L149 47H147V50H148ZM174 48V49H173ZM177 48H179V49H177ZM260 49V51H259V49ZM124 49H125V47H124ZM132 49V50H133ZM176 49H177V51H176ZM243 49V50H242ZM125 50H127V51H129L130 52V49L128 48V47H126V49ZM139 50V49H138ZM145 50H146V48H145ZM176 51L177 53V60L179 59V57L181 58V60L180 61H178L179 62V66H180V64L182 63V64H184L185 65V63H187L188 61L187 60H185L184 58L186 57V59H188V56H189V58H191V57H193L194 55H198L197 57H193V58H191L193 61L192 62H196V63H191L192 65H189L190 63V61H191V59L189 60V64L187 63V65H186V69H185V67H182V66H184V65H181V68L179 69V71H180V76L179 77H177L175 80H174V82L172 81V79L171 78H168V77H170V76H168V72L170 71V70H172V68L174 69V68H176V66H175V64H176V56H174L175 55V52L174 51ZM210 50V51H209ZM213 50V51H212ZM221 50V51H220ZM256 50H258V51H256ZM261 50H262V52H263V54L261 53ZM136 52V50H133V52ZM216 51V52H215ZM223 51V52H222ZM132 52V51H131ZM170 52V54H168ZM172 52H174V53H172ZM191 52H193L194 54H193V56L191 55L192 53ZM213 52V53H212ZM237 52V53H236ZM248 52H250V53H248ZM258 52V54H260V57L258 56V54H255V53H257ZM260 52V53H259ZM203 54L205 57L206 56H208V57H200V56H203V55H199V54ZM204 53H206V54H204ZM223 53H224V55H223ZM230 53H231V55H230ZM241 55V57H240V55ZM243 53L244 54H246V55H248V56H250V57H248V56H246V55H244V56H246L245 57V60H246V62L244 61V60H242V56H243ZM252 53V54H251ZM30 54V55H29ZM29 54H25L24 53V55H26V56H24V55H22L21 57H17L18 58V62H17V64L21 67L22 66V64H24V62L25 61H27L26 60V58H28V56H31L32 54L31 53H29ZM217 54H218V56H217ZM19 55V54H18ZM172 55V56H171ZM223 55V56H222ZM230 55V56H229ZM254 55V57H253V59H254V61L252 60V56ZM211 56V57H210ZM243 56V57H244ZM258 56V57H257ZM1 57H3V55L1 54V51H0V58ZM172 57H174V58H172ZM262 57V58H261ZM165 58V59H164ZM199 58V59H198ZM203 58H205V60L203 59ZM247 58H248V60L250 61H248L249 63H247ZM257 58V59H256ZM2 59H4V57L3 58H1L0 59V61H2L1 63H5L4 65H0V70H2L1 69V66H2V68H3V66H4V68L6 67V70L8 71H6V74L3 76V77H0V95L2 96V94H6V95H4V97L3 98H5L8 94H9V92H12L11 91V89H9V87L10 86H12L13 84H11V83H14V85H16L15 84V82L12 80V78H11V73H10V71L11 70H13V69H15V66L16 67H18V65L17 64H15V63H11V65L9 64V61L10 60H12L13 62L15 61V59H6L7 60V62H8V64H6L7 62H5L4 60H2ZM167 59V60H166ZM202 59V60H201ZM208 59V60H207ZM210 59V60H209ZM212 59V60H211ZM217 59V60H216ZM225 59V60H224ZM227 59H228V61H227ZM119 60V61H118ZM117 60V62H119V63H117L116 62V64H119L118 65V67L119 66H121V68L123 67H125V68H127V67H132L133 65L131 64V63H128L129 64V66L127 65V62L126 61H123V60H121V59H118ZM165 60V61H164ZM185 60V63L184 62H182V61H184ZM199 60H201V61H199V62H202L203 60L205 61H203L202 63L204 64L203 66H202V63H199V64H197V62ZM215 60L217 61V63L215 62ZM219 60V61H218ZM251 60L253 61V62H256V66H254V67H252L253 65V63L251 62ZM121 61V62H120ZM174 61V62H173ZM207 61H210V62H208V64L210 63V65L209 66H207L208 64H206L207 63ZM238 61V62H237ZM261 61H263V62H261ZM181 62V63H180ZM218 62H220V63H218ZM227 62V63H226ZM12 64H14V65H12ZM131 64V65H130ZM134 64V63H133ZM141 64V65H142ZM149 63H147V65H148ZM205 64H206V66H205ZM211 64H212V67H213V72L214 71H216L217 73L216 74H218V75H216L215 74V76L213 75L214 73H212V69H209L210 68V66H211ZM217 66H216V65ZM226 64V65H225ZM247 64V65H246ZM136 65V64H135ZM188 65H189V68H188ZM197 65V67H196V69L198 68V70L200 71V73L198 72V70H197V72H196V70H192V69H194V68H192V67H195V66ZM254 65H255V63H254ZM7 66L9 67V69L10 70H8V68H7ZM13 66V67H12ZM117 66V65H116ZM127 66V67H126ZM153 66H155V67H153ZM178 66V67H179ZM192 66V67H191ZM202 66V68H200ZM219 66V67H218ZM249 66V67H248ZM19 67V68H20ZM134 67V66H133ZM205 67V68H204ZM208 67V69H206ZM211 67V68H212ZM217 67H218V69H217ZM228 67V68H227ZM232 68V71L234 72V74H233V72L231 73V68ZM4 68H3V70H4ZM12 68V69H11ZM120 68V67H119ZM192 68V69H191ZM206 69V70H204V69ZM221 68V69H220ZM225 68V69H224ZM252 68H254V70L256 69H259L258 71H254ZM224 69V70H223ZM233 69H235V70H233ZM261 69V70H260ZM263 69V70H262ZM2 70V71H3ZM188 70V71H187ZM207 70H208V73H207ZM220 70H222V72H227V70H228V74H229V72H230V76H236V78H232V77H229V75L227 74V73H223L224 75H222V72L220 71ZM230 70V71H229ZM151 71V73H149ZM154 71H155V73H154ZM186 71V72H185ZM237 71V72H236ZM188 72H190V73H188ZM193 72V73H192ZM195 72V73H194ZM204 72V75H206L205 77L203 76V73ZM209 72H211V74H209ZM242 72V73H241ZM259 74H258V73ZM149 73V74H148ZM198 73H199V75H198ZM238 75H237V74ZM241 73V74H240ZM257 73V74H256ZM7 74H9L8 75V78L6 77L7 76ZM162 74V75H161ZM171 74V73H170ZM169 74V75H170ZM196 75L197 74V76H194V75ZM202 74V76H200ZM207 74H209V76L207 75ZM239 74H240V78H238V76H239ZM31 75H34L33 74V72H30L28 75H27V78L29 77V76H31ZM189 75V76H188ZM227 75V76H226ZM249 75V76H248ZM185 76V78H183ZM243 76H245L244 78H243ZM260 76V77H259ZM10 77V78H9ZM34 77V76H33ZM191 78V79H189V78ZM216 77V78H215ZM224 77V78H223ZM1 78H3V79H1ZM6 78H7V80H6ZM183 78V79H182ZM202 78V79H201ZM204 78V79H203ZM206 78V79H205ZM210 79V81H206L207 79ZM230 78V79H229ZM238 78V79H237ZM241 78H243V79H241ZM246 78V79H245ZM247 78H249V79H247ZM253 78V79H252ZM13 79H15V78H13ZM36 79V78H35ZM110 79V78H109ZM112 79V78H111ZM115 80H117V78L115 77L114 78ZM184 79L186 80V83H185V81H184ZM198 79H200V80H198ZM208 79V80H209ZM213 79H215L217 82L215 83L214 81L215 80H213ZM233 80L234 79V81H229V80ZM239 79L241 80L240 82H237V80L239 81ZM257 80V81H255V80ZM261 79H263V80H261ZM11 80V81H10ZM169 80H171L173 83H175V84H177V83H179V87L182 85L183 87L180 89L179 88V90H180V92H181V95H182V97H184L185 99L186 98H189L188 96H190V98H189V100L187 99L186 100V102L188 103V104H186V106H190L188 109H192L193 108V111L191 110V114H194L195 113V111H196V113H197V115H198V117H197V115H196V113L194 114V116L193 115H191L190 113H185V109H181L182 111H184V113H182L181 111L179 112V110H177V113L176 114H181V116L180 115H177L176 116V114H172V106L170 105V104H168V106H167V108L166 109H168L169 111H171V112H169V111H162V113H163V117H161V119H163V120H159V121H156L155 120V118L154 117H152V116H155V114H154V112H156L155 110H154V108H153V110H151V107H150V105H148L147 104V101H149V102H152V101H154V100H152L154 97H156L157 98V94L159 93V90H160V92L162 91V92H164V91H168L169 92V89L171 88V81H169ZM190 80H192V82L190 81ZM193 80H194V82H193ZM196 80V81H195ZM202 80V81H201ZM259 80L261 81V82H259ZM7 81H8V89H9V91L7 90V87L5 86V85H3L4 83H6V85H7ZM13 81V82H12ZM113 81V80H112ZM117 81H119V80H117ZM144 81V82H143ZM179 81V82H178ZM200 81H201V83H200ZM211 81H212V84L214 85V86H217L218 85V88L216 89L215 87L214 88H212L213 87V85H211L210 83H211ZM225 81V82H224ZM247 81H249V82H247ZM254 81V82H253ZM263 81V82H262ZM3 82V83H2ZM11 82V83H10ZM115 82V81H114ZM169 82V83H168ZM171 82V83H170ZM180 82H181V85H180ZM202 82H203V84L204 85H206L205 86V88H204V86L202 85ZM220 82V83H219ZM227 82V83H226ZM229 82V83H228ZM233 82V83H232ZM244 82V83H243ZM246 82H247V84H246ZM257 83V85H260V86H258L257 88L259 89V90H261V91H259L257 88H256V83ZM113 83V82H112ZM117 83H119V82H117ZM117 83H115V85L117 84ZM187 83H188V85H187ZM194 83V85H192ZM197 83V84H196ZM209 83V84H208ZM219 83V84H218ZM237 83V84H236ZM240 83V84H239ZM241 83H243L242 85H241ZM253 83H254V86H252L253 85ZM261 83V84H260ZM11 84V85H10ZM136 84V85H135ZM153 84V85H152ZM170 84V85H169ZM175 84H173V85H175ZM230 84V85H229ZM234 84V85H233ZM245 84H246V88H245ZM249 84V85H248ZM252 84V85H251ZM2 85V86H1ZM10 85V86H9ZM119 85V84H118ZM151 85V86H150ZM178 85V84H177ZM191 85V86H190ZM196 85V86H195ZM210 85V86H209ZM220 85V86H219ZM229 85V86H228ZM236 85V86H235ZM238 85V86H237ZM244 85V86H243ZM261 85H263V86H261ZM129 87H130V85H128ZM127 86V87H128ZM135 86H137L138 87V89H137V87H135ZM142 86V87H141ZM189 86V87H188ZM192 86L194 87V89L192 88ZM209 86V87H208ZM230 86H231V88H230ZM241 86V87H240ZM249 86H251V88L249 87ZM5 87H6V90H5ZM13 88H14V86H12ZM12 87H10V88H12ZM146 87V88H145ZM160 88V89H158V88ZM206 87H208V89L206 88ZM234 87V88H233ZM237 87H239V88H237ZM243 87V88H242ZM120 88H121V85H120ZM139 88H141V89H139ZM178 88V87H177ZM184 88V89H183ZM210 88H212V89H210ZM233 88V89H232ZM237 88V89H236ZM247 88H249V89H247ZM15 89V88H14ZM13 89V90H14ZM137 89V90H136ZM151 89V90H150ZM167 89V90H166ZM189 91H188V90ZM191 89V90H190ZM201 89H203V90H201ZM214 89H216L215 91H214ZM231 89V90H230ZM234 89H236V90H234ZM244 89V90H243ZM252 89V91L250 92V90ZM255 89H256V91H255ZM2 90H3V93L1 94V92H2ZM4 90L8 93H4ZM125 90H126V92H125ZM156 90V91H155ZM183 90L185 91V92H183ZM194 90H195V92H196V95H195V92H194ZM197 90H198V92L200 93V95L198 96L197 95ZM206 90V91H205ZM213 90V91H212ZM240 90V91H239ZM242 90V91H241ZM247 90H249L248 92H247ZM253 90H254V92H253ZM202 91V92H201ZM234 91V92H233ZM239 91V92H238ZM258 91H259V93L260 94H262L263 96H261V97H259L260 96V94L258 93ZM129 92V94H127ZM146 92H148V93H146ZM154 92V93H153ZM155 92H156V94H155ZM168 92H166V93H168ZM191 92V93H190ZM208 92V93H207ZM222 92V93H221ZM237 92V93H236ZM242 92V93H241ZM244 92H246V93H244ZM37 93V92H36ZM126 93V94H125ZM189 93H190V95H189ZM198 93V94H199ZM204 94L205 96H207V97H205L204 95H203V97H202V94ZM207 93V94H206ZM224 93V94H223ZM229 93H230V95H233V97L231 98H228V96H230L229 95ZM251 93H253V94H251ZM149 94V95H148ZM153 94V95H152ZM155 94V95H154ZM169 94V93H168ZM209 94V95H208ZM220 94V95H225V94H227L226 96H227V98H224L223 96H220L219 95V98H218V95ZM243 95V96H240V95ZM245 94V95H244ZM249 94V95H248ZM256 94H258V95H256ZM124 95H128V96H124ZM186 95H188L187 97H186ZM212 95V97H210ZM252 95V96H251ZM1 96H0V98H1ZM118 96V97H117ZM122 96H124V97H122ZM240 96V97H239ZM247 96V97H246ZM121 97H122V99H121ZM149 97V98H148ZM209 97V98H208ZM216 97V98H215ZM220 97H223V99L222 98H220ZM258 97V98H257ZM3 98H1V101H2V99ZM112 98V99H111ZM119 98V100L117 101V99ZM183 98V99H184ZM192 98V99H191ZM242 98V99H241ZM259 98H261L260 99V101H259ZM101 100H102V98H100ZM114 99V100H113ZM155 99V98H154ZM190 99H191V101H190ZM200 99V100H199ZM236 99V100H235ZM254 99V101H255V103H257L258 101V103L256 104V106H252L253 104L255 105V103H254V101H252ZM108 102H107V101ZM196 101L197 102V105L196 104H192V102H194V101ZM209 100V101H208ZM244 100H246L247 102H246V104L248 105H250V106H252V107H254V108H257V109H259V110H254L253 111V108H250V106H249V108L247 107V105L244 103L245 101ZM256 100H257V102H256ZM1 101H0V103H1ZM138 101V103L137 104H139V105H136V104H134V106H133V103H136ZM144 101V102H143ZM167 101H169L170 102V98L168 97L167 98ZM262 101V102H263ZM34 102H36V101H34ZM33 102V103H34ZM189 102H191V103H189ZM195 102V103H196ZM199 102H200V104H199ZM127 103V104H126ZM253 103V104H252ZM227 104H232L231 106H229V105H227ZM96 105V104H95ZM195 106L196 105V109H194L195 107H192V106ZM214 105H216V106H214ZM236 105V106H235ZM245 105V106H244ZM142 106V107H141ZM169 106H170V108H169ZM201 108H200V107ZM203 106L205 107V108H203ZM209 106V107H208ZM258 106L260 107V108H258ZM134 107V108H133ZM233 107V108H232ZM237 107V108H236ZM146 108V109H145ZM172 108V109H171ZM202 108H203V110H202ZM208 108H210L209 110H208ZM220 108H221V110H220ZM247 109V112H246V109ZM16 109H18V108H16ZM142 109V110H141ZM179 109V108H178ZM187 109V110H188ZM215 110V109H217V110H215L216 112H214L213 110ZM223 109V110H222ZM225 109V110H224ZM234 109V110H233ZM244 110L245 109V112L243 111L242 112V116H244V117H246V119H244V117H242L241 115H232V117L233 118H231V119H224L223 121H221V122H217V120H218V118L220 119L221 117H225V116H228L229 114L231 115V113L233 114V112L234 113H238L240 110ZM14 110V109H13ZM19 110H20V112H19ZM19 110H15V112H19L18 114L20 115V113H22L23 111H22V109H20L19 108ZM99 110H98V112H99ZM143 110H147V113H146V111H144V112H142ZM149 110V111H148ZM237 110V111H236ZM261 110V111H260ZM22 111V112H21ZM152 111H153V113H152ZM198 111V112H197ZM213 111V112H212ZM219 111H221V113L219 112ZM250 111V112H249ZM253 111V115L254 116H251V112ZM257 111V112H256ZM141 112L143 113L142 114V118H145L146 120L144 121V119L142 120V118H141ZM176 112V111H175ZM187 112H189V111H187ZM194 112V113H193ZM231 112V113H230ZM259 112H260V115H259ZM23 113H25V112H23ZM22 113V114H23ZM129 113V114H128ZM152 113V114H151ZM174 113V112H173ZM209 113V114H208ZM225 113V114H224ZM228 113V114H227ZM257 115H256V114ZM191 115V117H190V115ZM215 114V115H214ZM224 114V115H223ZM248 114V115H247ZM249 114H250V116H249ZM132 115V116H131ZM138 115H140V116H138ZM148 115H150V116H148ZM172 115V116H171ZM174 115V116H173ZM189 115V116H188ZM196 115V116H195ZM212 115H214V116H212ZM259 115V116H258ZM82 117V115H74V117H73V119H80L79 117ZM84 116V115H83ZM124 116V117H123ZM137 116V117H136ZM178 117L179 116V118H178V120L176 119V117ZM212 116V117H211ZM239 118H237V117ZM129 117L131 118V121L129 120ZM134 117H136V119L135 120H132V119H134ZM139 117V118H138ZM172 117H175V118H172ZM180 117L182 118V120L183 121H180L181 119H180ZM197 117V118H196ZM214 117V118H213ZM242 117V118H241ZM257 117H260V118H262L263 120L260 122L259 120H260V118H259V120L258 119H255V118H257ZM128 118V119H127ZM216 118V119H215ZM235 118H237L236 120H235ZM240 118H241V120H240ZM248 118V119H247ZM254 120H253V119ZM11 119H12V117H11ZM10 119V117L9 118H7V120L5 121V119H3L5 122H7V124H4L3 123V125L1 124V127H0V129H2V127L3 128H5V131H3L4 129H2V130H0V133H2V136H0V160L2 159V158H5V159H3L4 161V163H9V162H12L11 163V165L12 164H16L17 162H18V164H21L22 166H25L26 165V167H24L25 169L26 168H28V169H26V171H28V170H30V171H28L27 173H23V174H20L21 176L20 177H18L17 178V180L18 179H20L19 181L20 182H18L19 183V185L18 186H16V187H14V188H12V189H10V186H9V189H6V191L8 192V193H10V196L9 195H4V197H3V199H2V204H1V207H3V211L1 212V217L2 216H4L5 217V220H4V224H3V228H4V226H5V222H6V225H8L9 227H10V223H13V224H11V228H10V230H5V229H7V227L8 226H5V229H1L2 231H0V233H2L3 234V232H4V230H5V232H4V234L5 235H2V234H0V257H1V259H0V261L1 260H7V262L8 261H10V259H11V261H12V257H14V259L13 260H16V258H17V256H20V255H22V254H24V258L22 259V262H25V264H26V262H27V259L29 260L27 263H29L30 261L31 262H34V261H32L33 260V258L30 256L31 254L28 252V251H26L25 249L23 250L24 251V253H22V250H20V251H18V253H16L15 252V246L14 245H17V244H14L13 245V241H15L14 239H16L15 238V235H17L18 236V234H20V231L21 230H19V229H22V232L21 233H23V231H24V236H21V234H20V237H19V239L18 240H16V241H19L20 239L22 240H24V239H27L29 236V241L27 242L28 244H26V246H28V247H30L31 245H32V243H33V239H35V238H37L36 236L39 234L38 232V230L40 229V226L41 227H43V225L42 224H45V223H42L43 221L41 220V214L42 215H46L45 213H42V212H44L45 211V209H47L48 210V208H44V207H41L40 206V204H39V202L38 203H36L35 202V199H36V197L38 196V192L39 191H37V190H40V185H39V183H40V179L39 178H37L36 176H35V173H30V172H32L31 170H33L34 168H36V164H38L37 163V160L39 161V163H40V161L41 160H43V159H45L44 161H47L46 163L44 162L43 164L44 165H47V163H49L48 161H50V160H48V158L47 157H49V151L48 152H45V151H47V150H49V148H48V146L49 147H51V146H53V144L54 143H56L58 140H60L59 138L57 139V126H56V128H54V129H52V130H54L53 132L55 133V135L56 136H53V137H56V140H54L53 139V137L51 138L52 139V141L53 142H51L50 141V137H47L49 140V142H51V144L50 143H48L47 142V144L48 145H46L45 146V144H44V141H42L43 143V145H40V147H38L39 146V144L41 143V141H40V136L38 137V132L39 131H35V130H33L32 129V125H33V123L32 122H30V121H27V119L25 120L24 118H23V120L24 121H27L28 122V125H30V126H26L25 128V130H20V128H17L16 127V124H11L12 123V121L13 120H11ZM137 119H140L139 121L137 120ZM151 119V120H150ZM152 119H153V121H152ZM170 119H173V121L176 119L177 121H180V122H178V124H179V126H178V128L179 129H177V126H176V129H173V128H175L174 127V123L172 122V120H171V123H169V121H170ZM180 119V120H179ZM208 119V120H207ZM215 119V120H214ZM252 121H251V120ZM21 120H22V117H21ZM22 120V122L20 123V125H22L21 127H24L25 125H27V123L26 122H24ZM184 120H186V121H184ZM211 120H214V121H211ZM231 120V121H230ZM237 120H239V121H237ZM244 122H243V121ZM245 120H246V122L248 121L250 124H245L246 122H245ZM258 120V121H257ZM133 121V122H132ZM135 121L138 123H135ZM164 121V122H163ZM206 121H207V123H206ZM212 122V123H210V122ZM234 121V123H233V125H230V123L232 124V122ZM254 121H256V122H260L259 124L258 123H255V126H253L254 125ZM132 122V124H130ZM156 122V123H155ZM158 122V123H157ZM175 122V121H174ZM182 122V123H181ZM184 122V123H183ZM191 122V124H192V126H195V127H197V128H199V126L200 125H202L203 126V128H204V130H203V134L202 133H198L197 135L199 136V134H201V139H200V137L197 139L198 141H199V144L198 145H195V146H193L194 148H192V146H190V148L188 147V146H184V147H182V148H186L185 149V151L184 150H182L181 151V147H180V139H182V138H184V135L185 134H187L188 132H189V129L191 130V128H189L188 126H190L191 124H189ZM206 123L205 125L203 124V123ZM226 122H229L228 124L229 125H227V123ZM236 122H239L238 124H239V126H238V124H237V126H236ZM240 122H241V124H240ZM242 122H243V124H242ZM247 122V123H248ZM24 124V126H23V124ZM31 123V124H30ZM136 124L135 126H134V124ZM188 125H187V124ZM222 123V124H221ZM70 124H73V122H68L66 125H64V128H65V126H66V129H64V128H61V129H59L58 128V130H59V132H60V130H61V134H62V136L61 137H63V135L65 136V134H66V131H67V133H70L71 131H74L75 130V126H77L76 124H74V125H70ZM162 124V125H161ZM177 124V125H178ZM182 124V125H181ZM194 124V125H193ZM253 124V125H252ZM258 124V125H257ZM7 125H9L10 126V128L9 127H7V129H6V126ZM13 125V126H12ZM67 125L69 126V127H71V130L69 129V127H67ZM113 125V126H112ZM138 125V126H137ZM146 125V126H145ZM158 125V126H157ZM170 125H173V126H170ZM235 125V126H234ZM249 125H251L250 127H249ZM72 126H73V128H72ZM117 126V127H116ZM127 126H128V128L129 129H126V130H129V131H125V130H121V128L123 127V129H124V127L125 128H127ZM142 126H145V127H147L146 128V130L148 129L149 131H146V130H144L145 129V127H143L142 128ZM244 126V127H243ZM16 127V128H15ZM35 128H37L36 126H34ZM33 127V128H34ZM75 127V128H74ZM131 127V128H130ZM133 127V128H132ZM157 127V128H156ZM165 127V128H164ZM173 127V128H172ZM183 127V128H182ZM187 127V128H186ZM9 128V129H8ZM50 128V127H49ZM116 128V129H115ZM138 128V129H137ZM169 128H171V129H169ZM189 128V129H188ZM237 128H239V129H241V130H239V129H237ZM244 128V130H242ZM262 128V129H261ZM12 130V133L9 131V130ZM19 129V130H18ZM21 129H24V128H21ZM156 129V130H155ZM185 129L188 131H185ZM256 129V130H255ZM260 129V130H259ZM8 130V131H7ZM17 130V131H16ZM41 130V129H40ZM48 130L49 129H47L46 128V131H45V129H44V131L45 132H47L46 133V135L49 133L50 134V132L52 131H49L48 132ZM64 130H66L65 132H64ZM120 130H121V133H120ZM140 130V131H139ZM144 130V133L146 132V134H144L142 131ZM170 130H174L173 131V133H175L174 135L173 134H171L172 133V131L170 132ZM175 130H176V132H175ZM248 130H250V133H251V135H250V133H249V135H248V141L246 140L247 138H244L243 139V137L242 136H239L238 135V133H245V131L248 133L249 131ZM259 130V131H258ZM42 131H43V129H42ZM117 131H119V132H117ZM164 131V132H163ZM169 131V132H168ZM178 131V132H177ZM239 131H242V132H239ZM253 131H255L256 132V134H255V132H253ZM9 132V133H8ZM138 132V133H137ZM150 132V133H149ZM210 132V133H209ZM41 133H43V132H41ZM54 133H52L51 135H53ZM134 133H137V134H134ZM157 133V134H156ZM163 133V134H162ZM37 134V135H36ZM45 134V133H44ZM130 134V133H129ZM166 134H169L168 135V138H170L172 135V138H170V140L167 138V135ZM170 134H171V136H170ZM241 134V135H242ZM252 134H255L254 136H255V138L254 137H252L253 135ZM261 134V135H260ZM119 135L117 134V136H118V138H122V136H120L119 137ZM140 135H142L141 137H140ZM155 135V136H154ZM181 137H180V136ZM258 135V136H257ZM261 137H260V136ZM34 136H37L36 138L34 137ZM48 136V135H47ZM123 136H124V134H123ZM162 136V137H161ZM179 136V137H178ZM205 136V137H204ZM234 136L236 137V138H234ZM249 136H251V137H249ZM263 136V137H262ZM2 137V138H1ZM31 137H34V139H32ZM232 137V138H231ZM242 137V138H241ZM256 137H259L260 138V140H259V138H258V140H259V142L258 141H256ZM24 138V139H23ZM120 138V139H121ZM135 138V137H134ZM162 138H163V140H162ZM166 138V139H165ZM239 138H241L240 140L242 141H240L239 140ZM250 138H252V140L254 139L255 140V142L252 144V142L250 141L251 139ZM32 139V140H31ZM146 139V140H145ZM165 139V140H164ZM234 139V140H233ZM23 140V141H22ZM33 140L35 141V142H33ZM36 140H38L37 142H38V145H37V142H36ZM142 140H144V141H142ZM158 140V141H157ZM179 140V141H178ZM204 142H203V141ZM245 140V141H244ZM21 141V142H20ZM25 141V142H24ZM28 141V142H27ZM40 141V142H39ZM46 141V140H45ZM56 141V142H55ZM146 141V142H145ZM152 141V142H151ZM166 141V142H165ZM200 141H202V142H200ZM207 141V142H206ZM239 141V142H238ZM251 142V144L252 145H250L249 143ZM8 142V143H7ZM20 142V143H19ZM32 143V144H30V143ZM142 142V145H143V143H145L144 144V146H140V145H138V143L140 144ZM162 142V143H161ZM176 142V143H175ZM210 142V143H209ZM246 142V143H245ZM2 143V144H1ZM10 143V144H9ZM16 143V144H15ZM18 143V144H17ZM21 143H25V144H21ZM34 143H36V144H34ZM169 143V144H168ZM239 143V144H238ZM34 144V145H33ZM204 145L203 146V148L201 147V148H199L200 146H202V145ZM207 144H208V146H207ZM209 144H210V146H215V145H217V146H219L220 148H224L222 151H220V153L221 152H223L222 154H220V156H217V155H215L214 154V156H217V157H214L213 158V156H212V154H209V153H207V150H206V148L207 147H210L209 146ZM241 144V145H240ZM249 144V145H248ZM257 144V145H256ZM7 145V146H6ZM19 145V146H18ZM21 145H22V147H21ZM29 145H33L34 147H32V149L33 148H36V146H37V148L35 149L36 151L38 150L39 152H36V154H34L31 150H30V152H31V154L29 153V148H25V146L26 147H29ZM133 145V146H134ZM221 145V146H220ZM239 145H240V147H239ZM257 147H256V146ZM262 145V146H261ZM16 146V147H15ZM134 146V147H135ZM151 146H152V149H151ZM162 146V147H161ZM179 146V147H178ZM197 146V147H196ZM255 146V147H254ZM43 148V152H45V153H43V152H41V150H40V148ZM18 149V151H17V149ZM23 149V150H25V151H23V150H21V149ZM31 148V147H30ZM48 148V149H47ZM149 148V149H148ZM179 148H180V151H179ZM189 148V149H188ZM192 148V149H191ZM253 148V149H252ZM46 149V150H45ZM143 149H144V151L145 152H142L143 151ZM165 149V150H164ZM199 149V150H198ZM204 149V150H203ZM245 149V150H244ZM251 149V150H250ZM12 150V151H11ZM27 150V151H26ZM115 150V149H114ZM178 150V151H177ZM248 150V151H247ZM252 150H254V151H252ZM10 151V152H9ZM116 151V150H115ZM187 151V152H186ZM201 151H203V152H201ZM206 151V152H205ZM231 151H233V152H231ZM243 151L244 152H246V153H243ZM12 152V153H11ZM35 152V151H34ZM41 152V154H37V153H40ZM148 152H149V156H148ZM242 152V153H241ZM143 153H146V155H144ZM162 153V154H161ZM234 154L233 155V157H237V164H235V160H236V157L235 158H233V157H231L232 155L231 154ZM9 154V155H8ZM13 156H12V155ZM14 154H17V156L15 157V155ZM20 154V155H19ZM44 154H46V156L44 155ZM253 154V155H252ZM254 154H256V155H254ZM1 155H3L4 157H2ZM18 155L19 156H21V157H18ZM114 155V157L112 158V156ZM118 157L119 155H121V156H119L118 158L116 157V156ZM144 155V156H143ZM250 157H249V156ZM254 156V157H252V156ZM259 155H260V157H259ZM262 155V156H261ZM9 156V157H8ZM141 156H142V158L144 157V159H145V161H143L142 162V158H141ZM208 156V157H207ZM210 156H212V157H210ZM242 156V157H241ZM244 156H246V158L244 157ZM25 157V158H24ZM28 157V158H27ZM100 157V156H99ZM98 157V158H99ZM124 157H126L127 158V160H129L130 162L132 161V162H134L135 160H138V161H136V163H130V165H129V161H125L124 159H126V158H124ZM129 157V158H128ZM141 159H140V158ZM146 157V158H145ZM149 157V158H148ZM230 157H231V159H230ZM256 157H258L257 159H256ZM27 158V159H26ZM85 160H84V159ZM122 158V159H121ZM165 159V161H167L166 162V166L167 167H169V169L166 167V166H164L165 165V162H164V164L162 165V163H163V160ZM249 158V159H248ZM253 158V159H252ZM255 158V159H254ZM263 158V159H262ZM9 159V160H8ZM11 159L13 160V161H11ZM15 159V160H14ZM22 161H21V160ZM24 159V160H23ZM28 159H31V161L30 160H28ZM118 160L117 161V163L119 162V160H121V162H123V164H121V162L118 164V165H116L117 163L115 162L116 160ZM141 160V162H140V160ZM150 159V160H149ZM233 159V160H232ZM258 159H260V161H258L260 164L261 163H263V166H262V164L260 165V167L258 166L259 165V163L257 164V160ZM64 160H66V159H64ZM64 160H61L62 161V164H63V161ZM101 160V159H100ZM99 160V161H100ZM134 160V161H133ZM147 160V161H146ZM149 160V161H148ZM161 160H162V162H161ZM242 160H244V161H242ZM245 160H246V162L248 163H250V164H252V162H253V160L256 162L255 164H254V162H253V164L255 165H250V164H248L247 165V163L245 162ZM25 161H26V163H25ZM67 161V160H66ZM66 161H64V162H66ZM96 161V162H95ZM98 161V163L100 164V166H101V164L102 163H100ZM109 161V162H108ZM159 161V162H158ZM168 161H169V164H168ZM182 161V162H181ZM228 161V162H227ZM233 161H235V162H233ZM242 161V162H241ZM28 162V163H27ZM33 162H35V163H33ZM95 162V163H94ZM138 162H140V164L138 163ZM149 162V163H148ZM3 163V164H4ZM29 163H31V166H30V164ZM66 163H68V164H72L71 162H66ZM90 163V164H89ZM93 163V164H92ZM97 163V164H98ZM111 163H112V165H111ZM114 163H116V164H114ZM145 163H148V165H146ZM182 163H184V164H182ZM226 163H227V166H226ZM228 163H230V165H228ZM232 163H234V164H232ZM243 164L244 166H242V167H240L241 165H239V164ZM244 163H246V164H244ZM1 164H2V162H1ZM10 164V163H9ZM115 166H114V165ZM125 164V165H124ZM128 164V165H127ZM135 165V164H139V166H143V167H141V169H140V171L139 172H137V174H135V175H132V172H131V174H130V168L132 169V165ZM144 164V165H143ZM256 164H257V166H256ZM29 165V166H28ZM108 165V166H107ZM113 166V168L111 167V166ZM122 165H124V166H122ZM153 165V166H152ZM236 165V167L234 168V166ZM237 165L239 166V167H237ZM1 166V165H0ZM127 166V167H126ZM173 168H171V167ZM247 166V167H246ZM95 167H97V169H95ZM115 167H117V169L115 168ZM129 167V168H128ZM156 167V168H155ZM160 167V168H159ZM165 167V168H164ZM229 167H230V169H229ZM244 167V168H243ZM251 167V170L249 169ZM255 167H257V168H255ZM86 168V169H85ZM123 168H124V170H125V172H124V170H123ZM128 168V169H127ZM150 168V169H149ZM171 168V169H170ZM175 168V169H174ZM231 168H233V170L231 169ZM238 169V172L236 171L237 169ZM239 168H242L240 171H242V172H240L239 171ZM245 168H246V170H245ZM100 169H101V171H100ZM111 171H110V170ZM112 169H114V170H112ZM118 169H120L119 171H121V174L119 173V171H118ZM166 169H167V172H166ZM207 169H210V170H207ZM226 169H227V172H226ZM236 169V170H235ZM247 169H249V170H247ZM254 169H256V170H254ZM98 170V172H96ZM118 171L117 173H115L114 174V172H116V171ZM127 170V171H126ZM148 170H150V172H147ZM159 170H161V171H159ZM244 170V171H243ZM33 171H35V170H33ZM87 171H88V173H87ZM103 171V172H102ZM109 171L111 172V173H109ZM113 171V172H112ZM129 171V172H128ZM162 171H163V173H162ZM172 171H174V172H172ZM230 171H232V172H230ZM234 171V172H233ZM77 172L78 171H76V174L75 175H77ZM104 172H105V174H104ZM109 173V175H108V173ZM123 172V173H122ZM158 172V173H157ZM159 172H160V174H159ZM177 172V173H176ZM261 172V173H260ZM106 173H107V175H106ZM118 173H119V175H118ZM126 173V174H125ZM134 173V172H133ZM136 173V172H135ZM148 173V174H147ZM179 173H180V176H179ZM89 174V175H88ZM97 174H100V175H98L97 176ZM111 174V175H110ZM140 174V175H139ZM142 174H143V176H142ZM245 174L249 177V180H247L248 178H247V176H245ZM257 174V175H256ZM261 174V175H260ZM82 175V176H81ZM124 175V176H123ZM126 175V176H125ZM128 175V176H127ZM138 175V176H137ZM146 175H148V177L146 178V179H144V180H142L141 182H140V185L138 184V187H137V183H136V179H137V177H141V178H143V177H145ZM159 175V176H158ZM176 175H178L179 177H182V178H179V180H176L177 179V176H176V179L174 178ZM184 175V176H183ZM251 175H253V176H251ZM11 176V177H10ZM13 176H15V175H7V176H0V180L2 179V181L3 180H5L6 179V183H7V180L9 181V180H11L12 179V177ZM70 176H73V174L72 175H70ZM100 176V177H99ZM102 176H104V179H103V181H102ZM109 176V178H111V176H112V178L110 179L111 181H112V184H111V181L110 180H108L109 178H107ZM131 176H135V179H134V177H131ZM161 176V177H160ZM6 177V178H5ZM8 177V178H7ZM69 177V176H68ZM86 177L88 178V179H86ZM115 177V178H114ZM125 177V178H124ZM128 177H130V178H128ZM139 177V178H140ZM213 177V178H212ZM10 178V179H9ZM71 178H73V177H71ZM80 178V179H79ZM101 179V181H100V179ZM106 178H107V180H106ZM94 179V180H93ZM120 179H122V180H120ZM129 179V180H128ZM252 179V180H251ZM69 179H67V181H68ZM72 180V179H71ZM160 180H162L163 181V183L160 181ZM246 180V181H245ZM251 180V181H250ZM255 180V182H253ZM116 182V184H115V182ZM121 181V182H120ZM122 181H125V183L123 182V186H125L126 185V187H123L122 185H120V184H122ZM130 181V182H129ZM133 181L135 182V183H133ZM161 184V186H160V184L158 183V182ZM174 183H173V182ZM9 182H11V181H9ZM71 181H69L68 183H70ZM107 182V183H106ZM119 182V183H118ZM129 182V183H128ZM157 182V183H156ZM243 182H249V184H247L246 185V183H244L243 184ZM37 183V184H36ZM73 183H74V181H73ZM105 183V184H104ZM130 183H132L131 184V187H128L129 185H127V184H130ZM167 183V184H166ZM169 183V184H168ZM233 183V186L231 185ZM241 183L243 184V186H241ZM12 184V183H11ZM105 185V186H103V185ZM107 184V185H106ZM125 184V185H124ZM136 184V185H135ZM230 184V185H229ZM7 185H8V183H7ZM73 185V184H72ZM72 185H70L71 187H72ZM75 185V186H74ZM74 187H77L79 184H77L76 185V183H74ZM111 185V186H110ZM164 185V186H163ZM196 185V186H195ZM250 185V186H249ZM38 186H40L39 187V189H38ZM68 186V185H67ZM69 186V187H70ZM118 186V187H117ZM134 186V187H133ZM160 186V187H159ZM191 186V187H190ZM226 186V187H225ZM229 186V189L227 188ZM247 186V187H246ZM12 187V186H11ZM66 187V186H65ZM73 187V188H74ZM110 187V188H109ZM114 187V188H113ZM121 187V188H120ZM128 187V188H127ZM133 187V188H132ZM137 187V188H136ZM163 187V188H162ZM6 188H8V187H6ZM101 188V189H100ZM107 188V189H106ZM112 188V190H110ZM119 188V189H118ZM130 188V189H129ZM192 188V189H191ZM225 188V189H224ZM242 188H245V192H243L244 191V189H242ZM52 189H53V191H54V189H55V191H56V193H59L60 191H61V193H62V190H60L59 188H56V187H52L51 188V193H52V196L50 195L51 193H50V189H49V191H48V195H50L51 197H52V199L53 198H55L56 199V202L58 201V199H59V201L56 203V202H54V200L55 199H53V200H51V199H49V200H51L50 202H54L55 204H57V208H58V205L60 206V208L59 209H61L62 208V201H64L63 199H61L62 197H58V199L56 198V196L58 195V194H55V191L53 192L52 191ZM58 191H57V190ZM64 189V188H63ZM94 189V188H93ZM104 189V190H103ZM115 191H114V190ZM117 189V190H116ZM125 189V190H124ZM128 189V190H127ZM157 189V190H156ZM164 189V190H163ZM226 189H227V191H226ZM240 189V190H239ZM243 191H242V190ZM246 189H248V190H246ZM12 190L13 191V193H11L10 191ZM102 190H103V193H102ZM124 190V191H123ZM137 190V191H136ZM163 190V191H162ZM171 190V191H170ZM172 190H173V192H172ZM221 190H224L223 192H225V193H223V192H221ZM66 191H68L67 189H66ZM91 190H87V192H84V194L87 196V193H88V196H92L93 195V193H92V195H90V193L91 192H93V191H91ZM98 191V192H97ZM108 191V192H107ZM109 191H111V192H109ZM118 191H120V192H118ZM127 191H130V192H127ZM151 191H152V193H151ZM193 191H195V192H193ZM201 192V194L200 193H197V192ZM228 191H231V192H228ZM5 192V191H4ZM7 192H6V194H7ZM64 192H65V190L63 191V195L61 194V196H63L64 197ZM125 192V193H124ZM163 192V193H162ZM165 192V193H164ZM167 192H168V197H164V196H167ZM227 192L229 193V195H226L227 194ZM98 193V194H97ZM120 193V194H119ZM122 193H123V195H122ZM195 193V194H194ZM204 193V194H203ZM205 193H206V195H205ZM242 193V194H241ZM55 194V195H54ZM66 194V193H65ZM102 194V195H101ZM155 194V195H154ZM156 194L157 195H159L158 197L156 196ZM165 194V195H164ZM104 195V196H103ZM119 195H122V196H119ZM171 195V196H170ZM200 195H202V196H200ZM203 195H204V198H202L203 197ZM245 195V196H244ZM248 195V196H247ZM35 196V197H34ZM54 196V197H53ZM101 196V197H100ZM181 198V200H180V198ZM196 198H195V197ZM199 196V197H198ZM228 196V197H227ZM239 196L241 197V199L239 198ZM11 197V200H8L9 198ZM50 197V198H51ZM90 197H88V198H90ZM93 197V196H92ZM92 197L90 198V199H92ZM132 197V198H131ZM176 197H178V200L176 199ZM205 197H206V200H207V198L209 199V200H204L203 201V199H205ZM222 197H224V198H222ZM226 197V198H225ZM33 198H35V199H33ZM156 198H157V201H156ZM165 198V199H164ZM199 198V199H198ZM202 200H201V199ZM211 198V199H210ZM219 198H220V200H219ZM230 198V199H229ZM231 198H234L233 200H235V201H237V203L235 202V201H233ZM238 198V199H237ZM261 198H262V201H263V203H262V201H261ZM60 199L62 200L61 202V205H60ZM90 199L88 200L89 202H90ZM96 199H94V201L96 200ZM116 199H119V200H116ZM175 200V202L173 203L172 201L173 200ZM240 199V200H239ZM244 201H243V200ZM121 200V201H120ZM122 200H124V202L122 201ZM166 202H165V201ZM180 200V201H179ZM198 200H200V201H198ZM242 200V201H241ZM94 201H93V203H94ZM116 201V202H115ZM153 201V202H152ZM178 201L181 203H178ZM181 201H183V203L181 202ZM198 201V202H197ZM206 201V202H205ZM208 201H210V202H208ZM211 201H213V203L211 202ZM217 202V201H219V202H217V203H215V202ZM225 201V202H224ZM240 201V202H239ZM252 201H254L255 202V204H253L252 203ZM204 203V207H203V203ZM208 202V203H207ZM221 202V203H220ZM229 202V203H228ZM231 202H233V203H231ZM244 202V203H243ZM22 203H25L23 206H22ZM37 204L38 206H40L39 208H41V209H44V211H42L41 213L39 212H37L38 211V209H37V206L35 205V204ZM47 203V202H46ZM48 203H49V201H48ZM47 203V204H48ZM54 203H52V204H54ZM59 203V204H58ZM91 204H92V201L90 202ZM170 205H169V204ZM220 203V204H219ZM225 205H224V204ZM242 203V204H241ZM130 204H132V205H130ZM157 205V207H156V205ZM178 204L180 205V206H178ZM198 204H200V205H198ZM208 204V205H207ZM216 204H217V206H216ZM237 204H239L238 206H237ZM262 204V205H261ZM93 205V204H92ZM126 205V204H125ZM159 205V206H158ZM211 207H210V206ZM219 205V206H218ZM256 205V206H255ZM48 206V205H47ZM207 206H208V208H207ZM223 206V207H222ZM236 206V207H235ZM254 206V207H253ZM19 207H22V210L19 208ZM103 207V206H102ZM106 207V206H105ZM127 207V206H126ZM155 207V208H154ZM177 207H180V208H182V210L180 209V208H177ZM216 207V208H215ZM256 207V211H258V212H256V211H254L255 208ZM261 207H263V208H261ZM27 208V209H26ZM123 208H125V207H123ZM21 211H20V210ZM59 209H55V210H57V212H58V210ZM212 209V210H211ZM226 209V210H225ZM254 209V210H253ZM263 209V210H262ZM26 210V211H25ZM46 210V211H47ZM94 210V209H93ZM93 210H91V213H92V211ZM179 210H181V211H179ZM184 210V211H183ZM206 210V211H205ZM225 210V211H224ZM39 211H41V210H39ZM177 211H179V212H181V213H178ZM183 211V212H182ZM203 211H204V213H203ZM224 211V212H223ZM17 212V213H16ZM67 212V211H66ZM122 212V211H121ZM230 212V213H229ZM238 212V213H237ZM253 212H255V213H253ZM16 213V214H15ZM36 213H38V214H40V217L38 216V214H36ZM90 213V211H89V214H91ZM158 213V214H157ZM187 213V215H184V214H186ZM209 214V215H207V214ZM60 214H61V216H60V218L62 217V211L60 212ZM65 214H68V213H65ZM64 213H63V216L65 215ZM72 214H74V216L72 215V217L71 216H68V217H63L64 218V220H67L69 217H71V218H69L71 221H73V223L72 224H70L69 226H68V224H64V226H62L63 224H58V217H59V213H57V215H58V219H56L55 221L57 222L56 224H58V225H61L63 228H68V227H72V225L74 224H76V226L77 227H79V229L77 228V227H75V228H71L72 229V231H74V230H79L78 232H80L79 233V235H78V237H76L77 236V231H74V232H72L73 233V235L74 234H76V235H74L75 237H74V241L76 242H74L73 243V241L71 242L70 240H68V241H70L71 243H68V241H66V242H64V240H63V242H62V244L60 243L61 242V238L59 239V238H57L56 240H57V242H58V244H61L60 245V248L62 247H66V248H64V249H60L59 248V246H58V248H55L56 247V245H57V243H56V245H54L55 247V249H57V252H58V256H56V255H54V252L56 251L55 249L53 250V246L52 247H50L49 248V246H51V245H47L48 247L47 248H49V251L47 252L46 250V253L44 252H42V254H41V256H43L44 257V255L43 254H45V255H47L48 257H49V255H50V257H53V258H55V256L58 258V259H62V260H59V261H62V262H66V261H68V262H70V261H75V262H81L82 260H83V262H82V264H86L87 262H88V264H89V262H92V261H94L93 259H91V257H93V256H100L101 258H104V256L106 257V256H110V259H109V257L107 258L106 257V259H103L105 262H107V260L108 261H110L111 262V260L112 259H115V260H112V262L113 261H119V258L122 256V253H124V249H125V241L127 240V238H129V235H131V234H127V233H124V235L122 234V235H117V233L119 232V231H122V229H130V227H129V225L127 224V223H124V225H122V226H120V225H118V224H116V225H114L115 223H117V222H115V223H111L112 222V219H109L108 217L109 216H106L105 218H103V217H98L97 216V213H96V215H95V210H94V213H92V216H94V217H90L88 220H87V222H85V220H83L79 215H78V213H72ZM94 214V215H93ZM189 214V215H188ZM258 214H259V216H258ZM15 215V217H13ZM23 215H25V217L23 216ZM69 215H71L70 213H69ZM184 215V216H183ZM204 215H205V217H204ZM236 215V216H235ZM238 215V216H237ZM250 215H252V216H250ZM23 216V217H22ZM66 216V215H65ZM126 216H129V215H126ZM126 216H120V218L124 221V219L126 218ZM178 216V217H177ZM221 216H223V217H220ZM230 216L232 217V218H234L233 220L232 219H230ZM159 217H161L162 219H160ZM185 217V218H184ZM236 217V218H235ZM26 218V219H25ZM36 218L37 219H40V224L41 225H39V221L38 220H36ZM63 218L62 219H59L60 220V222H62L61 220H63ZM177 220H176V219ZM188 218V219H187ZM224 218V219H223ZM226 218V219H225ZM227 218H229V219H227ZM258 218V219H257ZM261 218V219H260ZM69 219L67 220V221H69ZM77 220V221H80V222H77V221H75V220ZM117 219V218H116ZM115 219V220H116ZM149 219V220H148ZM172 219V220H171ZM174 219V220H173ZM193 219V220H192ZM195 219V220H194ZM201 221H203V222H201ZM205 219H207V220H205ZM26 220V221H25ZM90 220V221H89ZM182 220H185V221H187L186 223H184V222H182ZM227 220H229V221H227ZM236 220V221H235ZM255 220V221H254ZM42 221V222H41ZM55 221H54V223H55ZM97 221H98V223H97ZM168 221L170 222V223H168ZM174 221V222H173ZM208 223H207V222ZM231 221H233V222H231ZM32 223L33 224V226H31L30 228H29V223ZM51 222V221H50ZM50 222H47V223H50ZM100 222V223H99ZM102 222V223H101ZM192 222H194V223H192ZM198 222V225L196 224ZM227 222H229V223H231V224H229V223H227ZM22 223V224H21ZM46 223V225H48ZM174 223H175V225H174ZM191 223V225H189ZM207 223V224H206ZM236 223V224H235ZM23 224H27V226H25V225H23ZM38 224V225H37ZM85 224V225H84ZM101 225V227H100V225ZM102 224H104V226H105V230H103V225ZM106 224V225H105ZM127 224V225H126ZM182 224V225H181ZM199 224H202V225H199ZM49 225H54V224H49ZM48 225V226H49ZM57 225V226H58ZM90 226L89 228H88V230L90 229L92 232H91V234H89L88 232H85L84 233V229H83V227L85 226V227H87V226ZM159 225V226H158ZM185 225V226H184ZM227 225H229V226H227ZM20 226H24V227H26L25 229H23L22 227L21 228H19ZM52 226H50L51 228H53V229H58L59 228V226H58V228H57V226L56 225H54L53 227ZM60 226V227H61ZM68 226V227H67ZM96 226H98L97 228H96ZM125 226V227H124ZM127 226V227H126ZM164 226L168 229V230H166V228H164ZM169 226V227H168ZM182 226V227H181ZM187 226V227H186ZM212 226H214V227H212ZM9 227H8V229H9ZM37 227H39V228H37ZM46 227V226H45ZM44 227V231H42L41 229H40V233H42V232H46L47 234H45V236L46 237H50V241H51V236H49L50 234L52 235V233H50V230L48 231L47 229H49V228H45ZM54 227H56V228H54ZM81 227V228H80ZM93 229H92V228ZM97 229V230H95V228ZM100 227V228H99ZM150 227V228H151ZM161 228V229H163V230H161V229H159V228ZM228 227V228H227ZM234 229V231L231 229ZM234 227V228H233ZM13 228V229H12ZM77 228V229H76ZM101 229L100 231L101 232H99L98 230L99 229ZM247 228V229H246ZM17 229V230H16ZM61 229V228H60ZM82 229V230H81ZM108 229V230H107ZM152 229V228H151ZM229 229H231V231L229 230ZM18 230H19V232H18ZM81 230V231H80ZM211 230V231H210ZM215 230H217V231H215ZM229 230V233H233V234H229L228 232H226V231H228ZM237 230H239V234H238V240H237V246H238V250L237 249H235L236 248V236H237ZM12 231H13V233H14V235H12L11 236V234H12ZM42 231V232H41ZM125 231V230H124ZM156 231V232H155ZM213 231V232H212ZM233 231V232H232ZM247 231V232H246ZM8 232H11L10 233V235L9 234H7ZM76 232V233H75ZM209 234H208V233ZM210 232H212V233H210ZM214 232H216L215 233V235H214ZM223 234H221V233ZM226 232V233H225ZM246 232V233H245ZM36 233H37V235H36ZM72 233H71V235H72ZM97 233H99L98 234V237H97ZM160 234L159 236H157V234ZM250 233V234H249ZM22 234V235H23ZM156 234V235H155ZM219 234H220V236H219ZM229 234V235H228ZM246 234H249V236H247ZM33 235H36L35 237L33 236ZM40 235L41 234H39V236H38V238L36 239V241L37 240H41L39 237H40ZM71 235H68L67 236V238H69ZM95 235H96V238H94L95 237ZM117 235V236H116ZM126 235V236H125ZM211 235V236H210ZM233 235V236H232ZM31 236H33L34 238L32 239L31 238ZM114 236V237H113ZM122 236V237H121ZM123 236H125L124 238H123ZM155 236V237H154ZM162 236V237H161ZM206 236V237H205ZM207 236H209L208 238H207ZM214 236H216V241L218 240L219 242L221 241V242H223V244L221 245L219 242V244L216 242L215 243V239L213 238ZM218 236V237H217ZM247 236V237H246ZM53 237H54V235H53ZM80 237V238H79ZM152 237H153V239H152ZM157 237V238H156ZM161 238V240H160V238ZM166 237V238H165ZM213 239H212V238ZM234 237V238H233ZM42 238V240L44 239V237L42 236L41 237ZM79 238V239H78ZM94 238V239H93ZM112 238V239H111ZM115 239V241H114V239ZM124 239V242H123V240L122 239ZM162 238H163V240L164 241H162ZM169 238V240H170V242H172V243H170V242H168L167 241V239ZM207 238V239H206ZM211 238V239H210ZM219 238V239H218ZM248 238H250V239H248ZM30 239H32V241H30ZM47 239V238H46ZM45 239V240H46ZM55 239V238H54ZM54 239H52V241H51V243H54L53 241H54ZM64 239L65 240H67L66 239V237H64ZM73 239V238H72ZM76 239H78L77 241H76ZM118 239H120V240H122L121 241V243H120V240H118ZM155 239V240H154ZM157 239V240H156ZM159 239V240H158ZM183 239V240H182ZM202 239V240H201ZM208 239H210V240H208ZM244 239H245V243H244ZM56 240H55V242H56ZM59 240H60V242H59ZM80 240V242H78ZM113 240V241H112ZM184 240H186V241H189L190 243H188V242H186V241H184ZM209 242H208V241ZM38 241V242H39ZM50 241H48V244H49V242ZM112 241V242H111ZM167 241V242H166ZM182 241H184V242H182ZM211 241V242H210ZM249 241V242H248ZM37 242V243H38ZM116 242V244H114ZM156 242H158V245H156ZM180 242V243H179ZM200 242V243H199ZM206 242V243H205ZM36 242H34L33 244H35ZM118 243H119V246H118ZM161 243H163L164 245L163 246H165V247H167V244L168 243H170V244H172L173 246L172 247H170L171 245H169V248H171V249H167L168 250V252H170L169 250H172L175 246V248H174V250H175V252H174V250H173V252H172V254H173V256L170 254V253H168L167 251L165 252V251H163V249L165 250L166 248H164V247H162L161 245ZM183 244V246H182V244ZM185 243V244H184ZM31 244V245H30ZM161 244V245H160ZM175 244V245H174ZM203 244V246H201ZM206 244V245H205ZM211 244V245H210ZM213 244V245H212ZM67 245V246H66ZM70 245H71V248H72V245H75V246H73V249L71 250V248H70ZM116 245V246H115ZM123 246V247H121V250L122 251H120L119 249H120V246ZM159 245L161 246V248L162 249H160V247H159ZM178 245H180L178 248H177V246ZM185 245V246H184ZM187 245V246H186ZM214 245H216V246H214ZM221 245V246H220ZM79 246H80V248H79ZM89 246V247H88ZM103 246H106V250H107V248H108V250L106 251H102V248H104ZM115 246V247H114ZM182 246V247H181ZM211 246H214L211 250L214 252H211V253H209L211 250H209L208 249V247L209 248H211ZM245 246H246V249H245ZM68 247H69V249L72 251V253L71 252H69V249H68ZM74 247H76L75 249H74ZM118 247V248H117ZM197 249H196V248ZM207 247V248H206ZM17 249H19L18 247H16ZM51 248H52V250H53V254H51V252H50V250H51ZM101 248V249H100ZM113 248V249H112ZM123 248V249H122ZM168 248V247H167ZM233 248V249H232ZM17 249H16V251H17ZM60 249V250H59ZM67 249V250H66ZM105 249V248H104ZM103 249V250H104ZM231 249V250H230ZM59 250V251H58ZM64 250V251H63ZM84 250H87V251H84ZM99 250V252H97ZM115 250H116V252L118 253H116L115 252ZM119 250V251H118ZM181 250V249H180ZM179 250V251H180ZM190 250V251H189ZM215 250H216V248H215ZM14 251V252H13ZM25 251L26 252H28V254L27 253H25ZM68 253H70V254H68ZM84 252L85 253V255H83L84 257H82V255H80L82 258L80 259L79 257V254H81V253H79V252ZM208 251V253L206 254V252ZM217 252L216 253H219L220 252V249H218V250H216ZM219 251V252H218ZM233 251H235L234 253H233ZM11 252V253H10ZM65 252V253H64ZM90 252H91V254H90ZM97 252V253H96ZM103 252V253H102ZM228 252V251H227ZM4 253V254H3ZM14 253V254H13ZM56 253V252H55ZM62 253H64V254H62ZM75 253H76V255H78V256H76L75 257ZM83 253V254H84ZM87 253H88V256H87ZM99 253V254H98ZM107 253H109L108 255H107ZM177 254V256H175L176 254ZM184 252H183V254L185 255V257H186V259H188L187 258V255L185 254ZM188 253H190V254H188ZM195 253V254H194ZM239 253V254H238ZM7 254H8V256H9V258L7 257L6 258V256H7ZM11 254V255H10ZM13 254V255H12ZM30 254V255H29ZM57 254V253H56ZM66 254V255H65ZM90 254V255H89ZM95 254H97V255H95ZM101 254V255H100ZM104 254V256L102 257V255ZM113 254H115L114 256H118L119 258L116 260V258L117 257H114L113 256ZM170 254V255H169ZM181 254V255H180ZM205 254V255H204ZM209 254V255H208ZM15 255V256H14ZM72 255V256H71ZM120 255V256H119ZM190 255V256H189ZM10 256H12V257H10ZM46 256V257H47ZM69 256H71V258H73L72 260H69L68 258H70ZM178 256H181V257H178ZM226 256L228 257V258H226ZM32 258V260L30 259V258ZM46 257H45V259H46ZM49 257V258H50ZM68 257V258H67ZM175 257H178V258H175ZM206 257V258H207ZM230 257V258H229ZM4 258V259H3ZM27 258V259H26ZM47 259V260H49V261H51L50 259ZM70 258V259H71ZM75 258H77L76 260H75ZM80 260H79V259ZM93 258H95V257H93ZM180 258H182V259H180ZM189 258V259H190ZM25 259V260H24ZM67 259V260H66ZM63 260H65V261H63ZM85 260L87 261L86 263H85ZM89 260V261H88ZM263 260V261H262ZM3 261L2 262H0V263H3ZM20 261H21V259H20ZM19 261V257L17 258V261L15 262V263H19L20 262ZM53 261V260H52ZM58 260H55L54 262H59ZM6 261H4V263H5ZM243 262V263H242ZM3 263V264H4ZM54 264H57V263H54ZM58 264H61V262H59Z\"/></svg>",
  "mask_w": 264,
  "mask_h": 264
}]
</instances>
